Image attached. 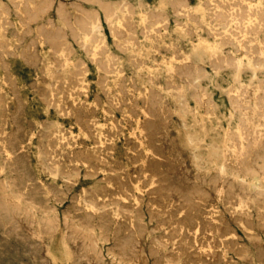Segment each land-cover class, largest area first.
Segmentation results:
<instances>
[{
  "label": "rangeland",
  "instance_id": "obj_1",
  "mask_svg": "<svg viewBox=\"0 0 264 264\" xmlns=\"http://www.w3.org/2000/svg\"><path fill=\"white\" fill-rule=\"evenodd\" d=\"M11 1H13L14 4L10 5ZM16 1L19 5L18 7H17V4H15ZM41 1H42V3H41ZM53 1H54V3H53ZM59 1H62V2H60L62 4V6L60 5V3H58ZM76 1L75 0H52V1L47 0V3H46L45 0H39V1L38 0H32V2H31V0H29V1H27V0H22V1L21 0H0V26H1L0 27V47H1L0 48V50H1V52H0V56H1L0 57V82H1L0 83V97H1V99H0V131L2 132V133L0 132V145H1L0 149L2 151V152L0 151V168H1V170H0V225L1 226L0 227L3 228V230H2V228L0 229L1 230L0 231V246H2V247H0V264H8V263L9 264H36L37 261H38L37 262L38 264H176V263L177 264H186V263L187 264H201V263L202 264H211V263L215 264L214 262H216V261H218V262H216V264H222V263L223 264H249V262H251V264H260V263L264 264V235L262 234V233H264V230H263L264 229V207H263L264 206V174L261 177V179L257 182V187H253V188L248 187L249 182L252 181L249 167H253L255 165L258 167H261L263 165V158H264V127H262L264 125V103H263L264 102V88H263V86H264V83H263L264 82V61H263L264 60V46H263L264 45V42H263L264 41V37H263L264 36V33H263L264 32V24H263V22L264 21L263 20L264 19H262V18H264L263 17L264 16V11H263L264 10V8H263L264 7V0H244V1L243 0H233V1L232 0H221V2L223 1L220 4L221 8L219 7L220 0H216V1L215 0H206V1L205 0H185V1L183 0L184 2L183 1L181 2V0H176L177 2L175 0H167V1L166 0H80V1L76 0ZM115 1L117 2L116 5H114L116 3ZM186 1L188 3L184 4ZM166 2H167V4H166ZM168 2H169V4L171 2V4H170L171 7L169 6ZM225 2H227L226 6H225ZM235 2H236V4L233 5V3H235ZM28 3L31 5H29ZM66 3H67V8H66ZM177 3L181 4V5H179V7L181 6L180 8H177L178 7ZM257 3H258V5H256ZM43 4L45 6H43ZM49 4L51 5V7H49ZM118 4H119V6H118ZM205 4H206V6H204ZM34 5H36V6H34ZM40 5H42V6L40 7ZM199 5H200V7H199ZM207 5L210 7H208ZM212 5H213V7H212ZM230 5H232L233 7ZM241 5H243V6H241ZM249 5H251V6H249ZM22 6H23V8H21ZM24 6L27 7L28 9L29 8L30 9L26 10V8H24ZM125 6H127L128 8L127 7L125 8ZM130 6H132V7H130ZM255 6H257V7H255ZM19 7H20V9H19ZM59 7H60V10L58 9ZM197 7H199V8H197ZM205 7H206V9H205ZM234 7H235V9H234ZM246 7H247V9H246ZM251 7H252L253 11L250 9ZM130 8H131V10H130ZM172 8H174V9L176 8L175 9L176 12ZM244 8H245V11H244ZM13 9H14V11H13ZM23 9L26 10V13ZM36 9H39V12H38V10L36 11ZM190 9H191V11H190ZM208 9H210L209 11H211V10L212 11L209 12ZM213 9H215V10H213ZM221 9H222V11H221ZM127 10H128V12H127ZM150 10L152 11V13H150L151 12ZM225 10H226V12H225ZM28 11H30L29 15H28ZM35 11H36V13H33ZM61 11H63V12H61ZM64 11L67 13V15L64 14L65 13ZM120 11H122V12L120 13ZM187 11L189 13H187ZM216 11L219 12L220 14H218ZM241 11H242V13H240ZM2 12H4L3 13L4 16H3ZM156 12H158V13H156ZM232 12H234V13H232ZM259 12H262L261 14L263 16L261 14H259ZM20 13H21V15H20ZM32 13H33V15H32ZM43 13H45V14H43ZM57 13H59L60 16ZM131 13H133V14H131ZM143 13H145V14H143ZM202 13H203L204 18L202 17ZM206 13H207V15H206ZM209 13L210 14L213 13V14L210 15ZM248 13H250V14H248ZM41 14H43V16H41ZM130 14L133 16H131ZM147 14H149V15H147ZM153 14L161 15V16L158 18ZM163 14H165V15H163ZM36 15L38 17H40V19ZM240 15H241V18L244 20H242L240 18ZM245 15H246V18H245ZM254 15L255 16L257 15V16L255 17ZM259 15H261L262 18L259 19ZM69 16H70V18H69ZM122 16H124L125 18H121ZM197 16H198V18H197ZM29 17L30 18L33 17V18L30 19ZM62 17H64V18H62ZM151 17H152V19H151ZM140 18H142V19H140ZM163 18L165 21L163 20ZM193 18H195V19H193ZM214 18H216L218 20H216V19L214 20ZM226 18H227V21H226ZM26 19L28 21H26ZM154 19H155V22H154ZM189 19L191 22L189 21ZM220 19L223 22H221ZM9 20H10V22H9ZM19 20H21V21H19ZM146 20H148V21L146 22ZM238 20H239V22H238ZM248 20H250V21H248ZM6 21H8V22H6ZM174 21L176 22V24H174ZM177 21H178V23H177ZM197 21L199 23L202 21L203 22L199 24ZM156 22H159V23H156ZM251 22H253L254 25ZM69 23H70V25L68 26ZM127 23L129 25L131 23V25L129 26V25H127ZM154 23H155V25L156 24H162V25L155 26ZM249 23H251V24H249ZM3 24L6 26H4ZM25 24L27 25V27ZM39 24L40 25L42 24V25L40 26ZM208 24L209 25L211 24L210 25L211 28ZM24 25H25V27H24ZM95 25H97L98 28L93 29V27H95ZM166 25H168V26H166ZM180 25L183 27H181ZM193 25H194V27H193ZM200 25H201V28H200ZM127 26H129L130 28H127ZM146 26H148V27H146ZM221 26H223V28H221ZM7 27H8V30H7ZM30 27H33V30ZM140 27L142 28V30ZM162 27H164V28H162ZM251 27L253 29H251ZM256 27H257V31H255ZM40 28H43V29H40ZM59 28L61 29L60 31H59ZM132 28H134L133 30L135 33L133 32ZM182 28L185 32H183ZM227 28H230V31ZM247 28L249 30H247ZM260 28H261V30H260ZM156 29H158V30H156ZM222 29L224 31H222ZM38 30H40V31H38ZM44 30H46V31L44 32ZM47 30H49V33ZM179 30H181V31L179 32ZM186 30L189 34L186 32ZM213 30H214V32H213ZM41 31H43L44 34L41 33ZM155 31H156V33H155ZM176 31H178L179 33ZM191 31L194 32L195 35L192 34ZM217 31L218 32L220 31V33H218ZM9 32H10V34H9ZM24 32H26V33L28 32V33L26 34ZM97 32H99V33H97ZM232 32L233 33L235 32V33L233 34ZM248 32H249L248 35H251V36L247 35ZM254 32H256V33H254ZM39 33H41V34H39ZM114 33H115V35H114ZM211 33H212V36H211ZM221 33H222V35H221ZM35 34H37V35H35ZM51 34H52V36H50ZM60 34H62V35H60ZM21 35H23L25 37H23ZM41 35H43V36H41ZM134 35H135V37H134ZM17 36L19 38H17ZM20 36H21V38H20ZM220 36H223V37L220 38ZM233 36H235V37H233ZM9 37H11V39ZM12 37H13V39H12ZM143 37L145 38V40ZM202 37H203V39H202ZM16 38L19 40L15 41V40H17ZM42 38H44V39H42ZM198 38H201V39H198ZM236 38L239 40H237ZM31 39L32 40L34 39L33 42H31L32 41ZM151 39L154 41V43ZM204 39H205V41H204ZM113 40H114V42H113ZM220 40L223 42H221ZM225 40H227V41L225 42ZM4 41H5V43H4ZM27 41H28V43H27ZM118 41H120V42L118 43ZM170 41H173V42H170ZM197 41H198V44H197ZM218 41H219V43H217ZM246 41H248V42H246ZM176 42H178V43H176ZM204 42H206V43H204ZM235 42H236V44H235ZM68 43L70 44V46L68 45ZM130 43H131V45H130ZM174 43L177 46L179 44L178 49ZM228 43L230 44L229 46H228ZM244 43H246V44H244ZM43 44H45V45H43ZM59 44L62 47H60ZM206 44L207 45L211 44L212 47H211V45H209L210 46L209 47ZM233 44H234V46H233ZM123 45L124 46L126 45V46L124 48H122ZM27 46H28V48H27ZM37 46H38V48H37ZM66 46H67V48H66ZM82 47H83V50H82ZM129 47H131V48H129ZM12 48H14V49H12ZM35 48H36V51H35ZM53 48H54V50H53ZM57 48H59L60 50ZM236 48H237V50H235ZM240 48H241V50H240ZM17 49H19V50H17ZM123 49H125V50H123ZM216 49H217V51H215ZM2 50H3V52H2ZM15 50H16V53H15ZM65 50L66 51L68 50L67 54H66ZM153 50H154V52H153ZM210 50H212V52ZM174 51H175V54H174ZM254 51H255V53H252ZM156 52H158V55H156ZM228 52L229 53L231 52V54H228ZM6 53L9 54L10 56L7 55ZM21 53L25 54V55H23V57H21L22 56ZM35 53L37 55H35ZM140 54H142L141 55L142 58L140 57ZM57 55L60 57L57 58L58 57ZM129 55H131V56H129ZM168 55H170V56H168ZM230 55H232L233 57ZM11 56H13L14 58ZM15 56H17V57H15ZM99 56H100V58H98ZM105 56H107V57H105ZM40 57H41V60H39ZM50 57L53 59H51ZM216 57L217 58L219 57V59H217ZM242 57H243V59H242ZM244 57H245V59H244ZM36 58L38 60H36ZM104 58H106L105 59L106 61L104 60ZM135 58H136V60H135ZM165 58H167V59H165ZM168 58H170V59H168ZM208 58H210V59L208 60ZM223 58L225 59V61L223 60ZM34 59L36 62L34 61ZM247 59L250 61V63ZM152 60H154V61H152ZM212 60H214V61H212ZM220 60H222V61H220ZM128 61H130L132 63H130ZM165 61L168 62L169 65ZM170 61H171V63H170ZM232 61L235 63L237 62V63L234 65V63ZM32 62H33V64H32ZM98 62H99V64H98ZM100 62H101V64H100ZM104 62H106L105 63L106 65L104 64ZM258 62H259V64H258ZM1 63L3 64V66ZM156 63H158V64H156ZM185 64H186L187 69L189 68L188 70H186V68L182 69L183 66L185 67ZM7 65H8V67H7ZM60 65H61V67H59ZM170 65H171V67H170ZM43 66H44V68H43ZM79 66H80L81 70H79L80 69ZM82 66H83V69H82ZM195 66H196V68H195ZM231 66L233 67V69ZM165 67H167V68H165ZM176 67L178 70L176 69ZM109 68L112 70H110ZM254 68H255V70H254ZM100 69H102V70H100ZM148 69H149V71H148ZM174 69H176V70H174ZM121 71H122V73H120ZM137 71L139 72V74ZM165 71H167L168 74ZM175 71L177 72L178 75L175 73ZM8 72H10V74H8ZM46 73H47V76H46ZM68 75H69V78H68ZM156 75H159V76H156ZM179 75H180V77H179ZM7 76H9V77H7ZM171 76H172V78H171ZM199 76H201V77H199ZM41 77L43 78L42 81L40 79ZM49 77H50V79H49ZM52 77L54 78V80L52 79ZM80 77H81V79H80ZM123 77L125 79H123ZM181 77H183V79ZM234 78H237L238 82H240V83H238L237 80ZM62 79H63V81H62ZM232 79L235 81H233ZM250 79H251L252 83H251ZM5 80L7 81V83H5L6 82ZM100 80H101L100 84L102 85V87H101V85H99ZM259 80H261L260 83L258 82ZM30 81H31V83H30ZM44 81H46V82H44ZM179 81H180V83H179ZM105 82L107 85L105 84ZM167 82H169V83H167ZM28 83L31 85H29ZM35 83H36V85H35ZM123 83H124V85H122ZM191 83H192V85H191ZM257 83H259V85ZM8 84L11 86H9ZM68 84L71 88H69ZM71 84H73L72 85L73 88H72ZM118 84L120 85V87L118 86ZM138 84H140V85L143 84V85L140 86ZM169 84H170V86H169ZM14 85H16V86H14ZM172 85L176 86V87H173ZM39 86L40 87L42 86V87L39 88ZM43 86H45V87H43ZM180 86H181V88H180ZM259 86H260V89L257 88ZM100 87H101V89H100ZM106 87H108V88H106ZM129 87H130V89H129ZM168 87H170V88L172 87L173 89L171 88L172 90H170V88H168ZM194 87L196 90L198 88L199 89L194 92V90H195ZM43 88H45V89H43ZM64 88L67 89V91L62 92L65 90ZM10 89L13 90L12 91L13 93L11 92ZM106 89H108V90H106ZM151 89L153 90L154 93L151 92L152 91ZM187 89H189V90H187ZM258 89L261 92H259ZM38 90L39 91L43 90L42 92H40V96H38L39 95ZM52 90H53V92L56 91L57 93L56 92L53 93ZM109 90L111 91V93H109L110 92ZM114 90H115V92H114ZM121 90H123V91H121ZM14 91H17V92H14ZM73 91H75L77 94L75 92L73 93ZM137 91H138V93H137ZM140 91L142 92V94ZM239 91H241V92L239 93ZM255 91H256V93H254ZM81 92H83V94ZM232 92H233V94H231ZM4 93H5V95H4ZM149 93H151V94H149ZM179 93L182 94V96H180ZM208 93H209V95H208ZM244 93H245V95H244ZM17 94H19V95H17ZM56 94L58 96H56L54 98L55 99V102H54V99L52 96L56 95ZM73 95H75V96H73ZM107 95H108V97H107ZM133 95L135 97H133ZM156 95H158V96H156ZM239 95L241 96V98ZM18 96H20L19 99H18ZM127 96H129V97H127ZM139 96H141V97H139ZM146 96L149 97V99ZM151 96H152V98H151ZM40 97H43V98H40ZM20 98H21L22 102H21ZM130 98H131V100H129ZM106 99H107V102H106ZM153 99H156V100H153ZM234 99H235V101H234ZM131 101H133V102L131 103ZM193 101H194V103H193ZM242 101H244L245 104ZM246 101H247V103H246ZM8 102H9V104H8ZM96 102L98 104H95ZM121 102H123V103H121ZM150 102H152L153 105ZM156 102H158V106H156ZM199 102L201 103L200 105H199ZM205 102L207 104H205ZM229 102H231V103H229ZM241 102L243 104H241ZM54 103H55V105H54ZM238 103H239V105H238ZM262 103H263V105H262ZM3 104H4V107H2ZM108 104H110V105H108ZM123 104H124L125 108H124ZM231 104H233V106ZM236 104H237V106H236ZM81 105H83V106H81ZM119 105H121V107ZM138 105H139V107H138ZM151 105H152L153 109L151 108ZM249 105H251V106L249 107ZM21 106L23 107V109L20 110ZM57 106H59V108ZM159 106H160V109H159ZM162 106H164V107H162ZM185 106H187V108ZM242 106H244V107H242ZM8 107H10V108H8ZM92 107H93V109H92ZM7 108L9 111L7 110ZM57 108H58V110H57ZM132 108L134 110H136L138 113L136 111L129 110ZM147 108H148V110H147ZM163 108H165V109L162 110ZM231 108H233V109H231ZM236 108H238V109H236ZM3 109H4V111H2ZM61 109H63L64 112ZM75 109H78L79 111L75 110ZM108 109H110L112 112H110V110H108ZM151 109H152V111H150ZM158 109L160 110V113H159ZM234 109H236V110H234ZM243 109H246V110H243ZM257 109H260V110H257ZM156 111H158V112H156ZM243 111H244V113H243ZM260 111L263 112V114ZM17 112H18V115H17ZM70 112H71V114H70ZM76 112H78V113L76 114ZM117 112L118 113L121 112L120 113L121 116ZM134 112L136 114H133ZM194 112H195V114H194ZM20 113H21V115H20ZM102 113H103V115H102ZM108 113L109 114L111 113V114L109 115ZM230 113H231V115H230ZM78 114L81 115L82 118ZM106 114H108L110 116V119H109V116ZM151 114L153 117L150 118ZM132 115H133V117H132ZM134 115H135V117H134ZM12 116H13V118H12ZM230 116H232V117H230ZM245 116H248V117H245ZM18 117H19V120H18ZM156 118H158V119H156ZM196 118H198V119H196ZM249 118H250V120H248ZM94 119H95V121H94ZM120 119L122 121H120ZM77 120H78V122H77ZM136 120H138L139 122ZM240 120H241V122H240ZM112 121L116 122V123L119 122V123L114 124ZM130 121H132V122H130ZM203 121H204V123H203ZM228 121H229V124H228ZM260 121H261V123H260ZM21 122H23V123L21 124ZM109 122H111V123H109ZM149 122H153V123H149ZM249 122H250V124H249ZM202 123H203V125H202ZM245 123H246V125H245ZM20 124H21V126H20ZM110 124H113V125H111V127H110ZM125 124H127V125H125ZM178 124H179V126H178ZM227 124H228V126H227ZM237 124L239 125V127ZM247 124H248V126H247ZM28 125H31V126H28ZM133 125H134V127H133ZM99 126H100V128H99ZM114 126L117 128H115ZM151 126H152V128H151ZM156 126H160V128H162V129H159V127H158V129H156ZM203 126H204V128H203ZM80 127L81 128L83 127V129H82L83 131L81 130ZM228 127H229V129H228ZM17 128H19V129H17ZM76 128L78 129V131ZM63 129L65 130L64 132H62ZM85 129L88 132H86ZM121 129H122V131H121ZM133 129H134V132H133ZM243 129L245 130V132ZM102 130H104V131H102ZM236 130L238 133L236 132ZM21 131L24 133H21ZM68 131L70 134L68 133ZM96 131L99 134L96 133ZM99 131H101V132H99ZM137 131H139V132H137ZM226 131H227V133H226ZM154 132L156 133V135L154 134ZM139 133H141V134H139ZM19 134H21V136L23 138ZM53 134H54V136H53ZM122 134H123V136H122ZM224 134L226 136H227V134H229V135H228V137H226ZM243 134H244L245 138L242 137ZM246 134H248V135H246ZM14 136H16L17 139L14 140V138H15ZM152 136H154L155 138L150 139V137H152ZM160 136H162V137H160ZM18 137H20V138L18 139ZM51 137H52V139H50ZM58 137H59V139H58ZM98 137H99V139H98ZM125 137H127V138H125ZM247 137H248V139H247ZM54 138L56 141L53 140ZM92 138H94V139H92ZM107 138H109V139H107ZM162 138H163V140H162ZM239 138L241 141L239 140ZM96 139H97V141H96ZM16 140L18 141V143L16 142ZM76 140H77V144H76ZM151 140H152V142H151ZM223 140L226 142H224ZM99 142H100V144H99ZM244 142H245V145H244ZM4 143H6V144H4ZM9 143H12V144H9ZM82 143H84V144H82ZM111 143H113V144H111ZM142 143H143V145H142ZM148 143L150 145L151 144L152 145L150 146ZM262 143H263V145H262ZM155 144H156V146H155ZM232 144L234 145L233 146L234 150L232 149ZM82 145L84 146L83 147L84 149H82ZM104 145H106L107 147ZM108 145H110V147ZM111 145H113V146H111ZM123 145L126 147L124 148ZM153 145H154V147H153ZM222 145H224L225 147H223ZM246 145H248V146L246 147ZM262 146H263V148H262ZM52 147H54V148H52ZM86 147L87 148L89 147L88 148L89 150ZM155 147L156 148L159 147V148L155 149ZM259 147H260V149H259ZM73 148H75V149H73ZM248 148H250V150ZM251 148H252V150H251ZM51 149H53V150H51ZM102 149H103L104 153H102L103 152ZM111 149H113V150H111ZM153 149H154L155 153L153 152ZM5 150H7L9 153ZM164 150H165V152H164ZM230 150H233L234 153H233V151H230ZM242 150L245 151V155H244L243 160L240 161V160H237L238 158L237 157L235 158L234 155L236 156V153H237V156H238ZM254 150H256V151L254 152ZM146 151H149V153H147ZM166 151H168V152H166ZM12 152H15V153H12ZM77 152L79 153V155L76 154ZM87 152L89 153V155ZM152 152L154 154H152ZM158 152H161V153H158ZM248 152H253L254 155L253 154L249 155L251 153H248ZM4 153H6V154H4ZM90 153H92V154H90ZM221 153H222V155H221ZM246 153H247V155H246ZM23 155H25V156H23ZM85 155H87V156H85ZM165 155L167 158L165 157ZM247 156H250V157H247ZM8 158H10V159H8ZM129 158L131 161L129 160ZM168 158H170V159H168ZM226 158H227V160H226ZM115 159H117V160H115ZM148 159H150V160H148ZM17 160H18V162H17ZM24 160H25V163L23 162ZM70 160L72 163H70ZM156 160H158V162H156ZM229 160H230V162H229ZM105 161L107 162V164ZM148 161H150V162H148ZM169 161L171 162V164ZM225 161L226 162L228 161V162L226 163ZM12 162H13V164H12ZM113 162H115V163L113 164ZM159 162H161V163H159ZM164 162L166 165L164 164ZM178 162H179V164H178ZM19 163H20V165H19ZM91 163L93 165H91ZM101 163H102V165H101ZM109 163H110V165H109ZM253 163H255V164H253ZM24 164H26V165H24ZM118 164L119 165L121 164V165L119 166ZM136 164H138V169H137ZM237 164H238V166H237ZM65 165H67V166L65 167ZM105 165L106 166L108 165V166L106 167ZM74 166L76 167L75 169H74ZM153 166L154 167L158 166V167L154 168ZM24 167L26 170H28L27 171L28 174L26 171H24ZM54 167H56V168H54ZM173 167L176 169L175 170L176 174L173 173L174 172ZM180 167L182 169H180ZM102 168H104V169H102ZM127 168H128V171H127ZM159 168H160V170H158ZM169 168H172V169H169ZM99 169H100V172H99ZM147 169H148V171H147ZM241 169H243V170L246 169V171L245 170L243 171ZM20 170H23V171H21L22 173L20 172ZM136 170H137V172H136ZM155 170H158V171H155ZM237 170H238V172H237ZM107 171H109V172H107ZM124 171H125V176L123 173ZM154 171H155V173H154ZM217 171H219V172H217ZM31 172H32V174H29ZM101 172H103V173H101ZM112 172L114 173V176H113ZM25 173H26V175H25ZM242 174L245 176H242ZM110 175L113 177H110ZM136 175H137V177H135ZM103 176H106L104 178L110 177V179L107 178L104 180V178H102ZM171 176H172V178H171ZM125 177H126L127 182L125 181ZM133 177H135V178H133ZM161 177H163V178H161ZM158 178L160 179V181L158 180ZM166 178H167V180H166ZM219 178L223 179L224 187H223L222 195L217 197L216 185H217L218 180L220 181ZM121 179H122V181H121ZM156 180H158V181H156ZM140 181H142V182H140ZM26 182H28V183L26 184ZM44 182H46V184H43ZM166 182L168 183V185ZM72 183H74V184H72ZM106 183H108V184H106ZM122 183H124V185ZM127 183H129V184L127 185ZM143 183H145V184H143ZM152 183H153V185H152ZM67 184H70V185H67ZM156 184H158V185H156ZM46 185H48V186H46ZM63 185H64V187H63ZM237 185L239 188L237 187ZM26 186H27V188H26ZM66 186H68V187H66ZM120 187H121V189H120ZM124 187H126V188H124ZM158 187H160L159 188L160 191L158 190ZM167 187H169V188H167ZM242 187H244V188H242ZM100 188H101V190L99 191ZM116 188H118V189H116ZM136 188L137 189L139 188V189L137 190ZM119 189H120V191H119ZM145 189H147L148 191ZM166 189H168V190L166 191ZM127 190H128V192H127ZM153 190H155V191H153ZM97 191H99V192H97ZM73 192H75V193H73ZM225 192H227V193H225ZM109 193H111L112 195ZM251 193L253 196L255 195L256 197L255 196L253 197L251 195ZM99 194L102 196H98ZM182 194H183V196H181ZM224 194H227V195H224ZM234 195H235L236 199H235ZM244 195H246V196H244ZM92 196H93V198H92ZM156 196H158V197H156ZM149 197H150V199H149ZM174 197H175V199H174ZM252 197L255 199H253ZM257 197L259 200L260 199L261 200L259 201L257 199ZM99 198H103V199H99ZM111 198H112V200H111ZM136 198H138V199L136 200ZM228 198H229V200H228ZM73 199H74V201H73ZM81 199H82V201H81ZM160 199H162V200H160ZM152 200H154V201H152ZM230 200L233 202V204H231ZM165 201L167 202V204L170 207L166 204ZM140 202H142V203L139 204ZM208 202H209V204L207 205ZM212 202H214V203H212ZM226 203H229V204H226ZM183 204H184V206H183ZM88 205H91L93 208L91 206L89 207ZM258 205H259V207H258ZM72 206H73V208H72ZM82 206L84 209L82 208ZM204 206H207V207H204ZM251 206L252 207L254 206L253 207L254 209ZM260 206H261V208H260ZM131 207H132V209H129ZM162 207H164V208H162ZM173 207H175V208H173ZM200 207H201V209H200ZM211 207H212V209H210ZM249 207H251V208H249ZM136 208L142 213H140ZM151 208L152 209L154 208L156 210H160L162 213L160 211H156L154 209L152 211ZM178 209H180V211ZM134 210H136V212ZM170 210H171V212H170ZM187 210H188V212H187ZM243 210H244V212H242ZM245 210L249 211L250 213L249 212L247 213ZM260 210H262V211H260ZM68 211H70L71 213ZM66 212L68 214H66ZM155 212H158V214H156ZM193 212H194V214H193ZM82 213H83V215H82ZM84 213H86V214H84ZM204 213L206 214V216ZM168 214H169V216H168ZM170 214L173 216L175 215V217L170 216ZM201 214L203 217L201 216ZM84 215H85V217L81 218ZM98 215L101 217H99ZM259 215L260 216L263 215L262 216L263 218L260 217ZM65 216H66V218H65ZM77 216H79V217H77ZM120 216H122V217H120ZM160 216L163 217V220H162V217L160 218ZM124 217H125V219H123ZM96 218H97V220H96ZM255 218H257V219L255 220ZM79 219H81V220H79ZM200 219H202V220H200ZM184 220L187 221L188 223L186 224V222H184ZM213 220H214V222H212ZM120 221H121V223L119 224ZM168 221L171 222L170 226H169ZM176 221H177V223H176ZM205 221H207V224H203V223H206ZM259 221H261V223H259ZM97 223H99V224L97 225ZM133 223H134V225H132ZM213 223H214V225H213ZM237 223H239V224H237ZM5 224H7V226ZM181 224L184 226H181ZM258 224H259V226H258ZM3 225L5 227H3ZM191 225H193V226H191ZM87 226H88V228H87ZM117 226H118V228H117ZM168 226H169V228H167ZM247 226L249 227V230H248ZM137 227H138V229H137ZM197 227L199 228V231L196 233L195 229ZM212 228H213V230H212ZM221 228H223L222 229L223 231L221 230ZM170 229H172V230H170ZM184 229H186V230H184ZM188 229H189V231H188ZM202 229H204V230H202ZM258 229H259V231H258ZM121 230H123V231H121ZM177 230H178V232H177ZM229 230L232 234L227 233V232H229ZM262 230H263V232H262ZM6 231H7V233H6ZM184 231H186V232H184ZM221 231L225 232L226 235H224V237L218 238L217 234H218V232H221ZM18 232H19V234H18ZM179 232L181 233V235ZM200 232H202V233H200ZM8 233L9 234L11 233V234L9 235ZM105 233L107 235H105ZM5 234H6V236H5ZM46 234H47V236H45ZM50 234L52 235V237L50 236ZM163 234L166 236H164ZM13 235H15V237ZM124 235L126 236L127 239L126 238L124 239V237H125ZM176 235H178V236H176ZM205 235H207V236H205ZM233 235L236 238V240L233 237ZM118 236H119L120 240H119ZM12 237H14V238L12 239ZM167 237H169V238H167ZM238 238H240V239H238ZM136 239H137V241H136ZM215 239H216V241H215ZM230 239H233V240L230 241ZM121 241L122 242L124 241V242L122 243ZM134 241H135V243H134ZM185 241H186V244H185ZM150 242L152 243L153 246L151 245ZM177 242L180 244H178ZM203 242H204V244H203ZM210 242H211V244H210ZM125 243H127V245ZM254 243H255V245H254ZM158 244L161 245L163 248L159 247ZM177 245H179V246H177ZM10 246H12V247H10ZM111 246H112V248H111ZM115 246H117V247H115ZM129 246L132 248H130ZM180 246H182V247H180ZM213 246L214 247L216 246V247L214 248ZM121 247H122V249H121ZM126 247H128V248H126ZM134 247H135V249H134ZM208 247L210 249H208ZM184 248H186V249L184 250ZM188 248H190V249H188ZM255 248H256V250H255ZM127 249L129 252L127 251ZM173 249H175L177 252ZM180 249L182 251H180ZM214 249H216L217 251H220V253H218L216 250L214 251ZM8 250H9V252H8ZM131 251L133 253H131ZM187 251H188V253H187ZM196 252H198V253H196ZM118 253H119V256H118ZM120 253H121V256H120ZM164 253H165V255H164ZM176 254L178 255L177 257H176ZM207 254H208V256H207ZM222 254L224 255V257L222 256ZM34 256H36L37 258ZM214 256H216V257H214ZM167 257H169V258H167ZM170 257H171V259H170ZM127 258H129L130 261ZM202 258L205 259V261ZM215 258H216V260H215ZM125 259H127V260H125ZM135 259H136V261H135ZM229 260L231 261V263L229 262ZM5 261H7V262H5Z\"/></svg>",
  "mask_w": 264,
  "mask_h": 264
},
{
  "label": "bare ground",
  "instance_id": "obj_2",
  "mask_svg": "<svg viewBox=\"0 0 264 264\" xmlns=\"http://www.w3.org/2000/svg\"><path fill=\"white\" fill-rule=\"evenodd\" d=\"M21 1H22V0H21ZM27 1H29V0H27ZM38 1H39V0H38ZM45 1H46V3H47V0H45ZM51 1H52V0H51ZM75 1H76V0H75ZM79 1H80V0H79ZM166 1H167V0H166ZM175 1H176V0H175ZM182 1H183V0H181V2H182ZM184 1H185V0H184ZM184 1H183V2H184ZM205 1H206V0H205ZM215 1H216V0H215ZM232 1H233V0H232ZM232 1H231V2H232ZM243 1H244V0H243ZM1 2H2V1H1ZM8 2H9V1H8ZM18 2H19V1H18ZM31 2H32V0H31ZM43 2H44V1H43ZM49 2H50V1H49ZM60 2H62V1H59L58 3H60ZM71 2H72V1H71ZM76 2H77V1H76ZM82 2H83V1H82ZM115 2H116V1H115ZM121 2H122V1H121ZM171 2H172V1H171ZM171 2H170V4H171ZM176 2H177V1H176ZM181 2H180V3H181ZM198 2H199V1H198ZM222 2H223V1H222ZM222 2H221V0H220V3L218 2L220 8H221V5H220V4H221ZM229 2H230V1H229ZM236 2H237V1H236ZM236 2L233 3V5L236 4ZM238 2H239V1H238ZM241 2H242V1H241ZM2 3H3V2H2ZM37 3H38V2H37ZM37 3H36V4H37ZM41 3H42V1H41ZM53 3H54V1H53ZM72 3H73V2H72ZM77 3H78V2H77ZM84 3H85V2H84ZM186 3H188V2L186 1L184 4H186ZM204 3H205V2H204ZM215 3H216V2H215ZM226 3H227V2H225V6H226ZM244 3H245V2H244ZM12 4H14L13 1H11V4H10V5H12ZM15 4H17V7L19 6L18 3H17V1H16ZM26 4H27V3H26ZM28 4H29V3H28ZM39 4H40V3H39ZM79 4H80V3H79ZM116 4H117V2H116L114 5H116ZM146 4H147V3H146ZM166 4H167V2H166ZM168 4H169V2H168ZM170 4H169V6H170ZM177 4H178V3H177ZM181 4H182V3H181ZM181 4H178V7H177V6H176V7H177V8H180L181 6L179 7V5H181ZM184 4H183V5H184ZM213 4H214V3H213ZM250 4H251V3H250ZM4 5H5V4H4ZM20 5H21V4H20ZM23 5H24V4H23ZM29 5H31V4H29ZM60 5L62 6L61 3H60ZM72 5H73V4H72ZM76 5H77V4H76ZM125 5H126V4H125ZM139 5H140V4H139ZM227 5H228V4H227ZM238 5H239V4H238ZM238 5H237V6H238ZM251 5H252V4H251ZM251 5H249V6H251ZM256 5H258V3H257ZM14 6H15V5H14ZM34 6H36V5H34ZM34 6H33V7H34ZM41 6H42V5H40V7H41ZM43 6H45V5L43 4ZM47 6H48V5H47ZM118 6H119V4H118ZM161 6H162V5H161ZM163 6H164V5H163ZM185 6H186V5H185ZM187 6H188V5H187ZM204 6H206V4H205ZM207 6H208V5H207ZM230 6H232V5H230ZM230 6H229V7H230ZM241 6H243V5H241ZM246 6H247V5H246ZM6 7H7V6H6ZM28 7H29V6H28ZM38 7H39V6H38ZM40 7H39V8H40ZM49 7H51L50 4H49ZM122 7H123V6H122ZM126 7H127V6H125V8H126ZM130 7H132V6H130ZM170 7H171V6H170ZM199 7H200V5H199ZM199 7H197V8H199ZM208 7H210V6H208ZM212 7H213V5H212ZM232 7H233V6H232ZM235 7H236V6H235ZM235 7H234V9H235ZM252 7H253V6H252ZM252 7L250 8L251 10H252ZM255 7H257V6H255ZM21 8H23V6H22ZM24 8H26V10L28 9V8L25 7V6H24ZM56 8H57V7H56ZM66 8H67V3H66ZM127 8H128V7H127ZM159 8H160V7H159ZM164 8H165V7H164ZM225 8H226V7H225ZM227 8H228V7H227ZM230 8H231V7H230ZM238 8H239V7H238ZM240 8H241V7H240ZM242 8H243V7H242ZM263 8H264V7H263ZM8 9H9V8H8ZM19 9H20V7H19ZM29 9H30V8H29ZM29 9H28V10H29ZM33 9H34V8H33ZM58 9L60 10V7H59ZM58 9H57V10H58ZM71 9H72V8H71ZM118 9H119V8H118ZM132 9H133V8H132ZM172 9H174V8H172ZM175 9H176V8H175ZM175 9H174V10H175ZM191 9H192V8H191ZM191 9H190V11H191ZM195 9H196V8H195ZM205 9H206V7H205ZM211 9H212V8H211ZM231 9H232V8H231ZM236 9H237V8H236ZM246 9H247V7H246ZM257 9H258V8H257ZM257 9H256V10H257ZM261 9H262V8H261ZM4 10H5V9H4ZM23 10H24V9H23ZM23 10H22V11H23ZM26 10H24L25 13H26ZM37 10H38V12H39V9H36V11H37ZM47 10H48V9H47ZM72 10H73V9H72ZM119 10H120V9H119ZM122 10H123V9H122ZM124 10H125V9H124ZM130 10H131V8H130ZM178 10H179V9H178ZM178 10H177V11H178ZM184 10H185V9H184ZM201 10H202V9H201ZM209 10H210V9H208V11H209ZM213 10H215V9H213ZM229 10H230V9H229ZM229 10H228V11H229ZM262 10H263V9H262ZM1 11H2V10H1ZM13 11H14V9H13ZM32 11H33V10H32ZM36 11L33 12V13H36ZM65 11H66V10H65ZM65 11H64V12H65ZM150 11H151V10H150ZM150 11H149V12H150ZM180 11H181V10H180ZM194 11H195V10H194ZM202 11H203V10H202ZM205 11H206V10H205ZM211 11H212V10H211ZM211 11H209V12H211ZM221 11H222V9H221ZM221 11H220V12H221ZM228 11H227V12H228ZM230 11H231V10H230ZM244 11H245V8H244ZM252 11H253V10H252ZM263 11H264V10H263ZM29 12H30V11H28V15H29ZM40 12H41V11H40ZM42 12H43V11H42ZM61 12H63V11H61ZM105 12H106V11H105ZM121 12H122V11H120V13H121ZM127 12H128V10H127ZM129 12H130V11H129ZM131 12H132V11H131ZM147 12H148V11H147ZM175 12H176V10H175ZM175 12H174V13H175ZM216 12H217V11H216ZM223 12H224V11H223ZM225 12H226V10H225ZM237 12H238V11H237ZM246 12H247V11H246ZM3 13H4V12H2V14H3ZM5 13H6V12H5ZM33 13H32V15H33ZM47 13H48V12H47ZM47 13H46V14H47ZM80 13H81V12H80ZM100 13H101V12H100ZM108 13H109V12H108ZM150 13H152V11H151ZM156 13H158V12H156ZM187 13H189V12L187 11ZM200 13H201V12H200ZM217 13L220 14L219 12H217ZM217 13H216V14H217ZM232 13H234V12H232ZM240 13H242V11H241ZM255 13H256V12H255ZM257 13H258V12H257ZM261 13H262V12H259V14H261ZM8 14H9V13H8ZM8 14H7V15H8ZM10 14H11V13H10ZM15 14H16V13H15ZM43 14H45V13H43ZM43 14H41V16H43ZM57 14H59V13H57ZM64 14L67 15L66 12H65ZM82 14H83V13H82ZM109 14H110V13H109ZM114 14H115V13H114ZM114 14H113V15H114ZM118 14H119V13H118ZM122 14H123V13H122ZM125 14H126V13H125ZM125 14H124V15H125ZM127 14H128V13H127ZM131 14H133V13H131ZM131 14H130V15H131ZM143 14H145V13H143ZM191 14H192V13H191ZM204 14H205V13H204ZM209 14H210V13H209ZM211 14H213V13H211ZM211 14H210V15H211ZM214 14H215V13H214ZM243 14H244V13H243ZM248 14H250V13H248ZM253 14H254V13H253ZM20 15H21V13H20ZM75 15H76V14H75ZM107 15H108V14H107ZM120 15H121V14H120ZM147 15H149V14H147ZM150 15H151V14H150ZM153 15H155V14H153ZM163 15H165V14H163ZM177 15H178V14H177ZM183 15H184V14H183ZM188 15H189V14H188ZM200 15H201V14H200ZM206 15H207V13H206ZM206 15H205V16H206ZM223 15H224V14H223ZM226 15H227V14H226ZM238 15H239V14H238ZM238 15H237V16H238ZM261 15H262V14H261ZM261 15H259V19L262 18L263 15H262V16H261ZM1 16H2V15H1ZM3 16H4V14H3ZM36 16H37V15H36ZM57 16H58V15H57ZM59 16H60V14H59ZM62 16H63V15H62ZM79 16H80V15H79ZM131 16H133V15H131ZM140 16H141V15H140ZM155 16L159 18L161 15H155ZM155 16H154V17H155ZM208 16H209V15H208ZM218 16H219V15H218ZM235 16H236V15H235ZM242 16H243V15H242ZM252 16H253V15H252ZM254 16H255V15H254ZM256 16H257V15H256ZM256 16H255V17H256ZM260 16H261V17H260ZM37 17H38V16H37ZM141 17H142V16H141ZM191 17H192V16H191ZM195 17H196V16H195ZM202 17H203V13H202ZM228 17H229V16H228ZM230 17H231V16H230ZM243 17H244V16H243ZM263 17H264V16H263ZM3 18H4V17H3ZM21 18H22V17H21ZM29 18H30V17H29ZM31 18H33V17H31ZM31 18H30V19H31ZM38 18L40 19V17H38ZM62 18H64V17H62ZM67 18H68V17H67ZM69 18H70V16H69ZM72 18H73V17H72ZM72 18H71V19H72ZM121 18H125V17L122 16ZM121 18H120V19H121ZM145 18H146V17H145ZM165 18H166V17H165ZM197 18H198V16H197ZM203 18H204V17H203ZM240 18H241V15H240ZM245 18H246V15H245ZM7 19H8V18H7ZM18 19H19V18H18ZM27 19H28V18H27ZM27 19H26V21H28ZM140 19H142V18H140ZM148 19H149V18H148ZM151 19H152V17H151ZM186 19H187V18H186ZM193 19H195V18H193ZM215 19H216V18H214V20H215ZM233 19H234V18H233ZM237 19H238V18H237ZM241 19H242V18H241ZM252 19H253V18H252ZM252 19H251V20H252ZM262 19H264V18H262ZM22 20H23V19H22ZM51 20H52V19H51ZM73 20H74V19H73ZM106 20H107V19H106ZM110 20H111V19H110ZM125 20H126V19H125ZM131 20H132V19H131ZM160 20H161V19H160ZM163 20H164V18H163ZM163 20H162V21H163ZM184 20H185V19H184ZM191 20H192V19H191ZM203 20H204V19H203ZM214 20H213V21H214ZM216 20H218V19H216ZM220 20H221V19H220ZM242 20H244V19H242ZM246 20H247V19H246ZM1 21H2V20H1ZM11 21H12V20H11ZM19 21H21V20H19ZM107 21H108V20H107ZM107 21H106V22H107ZM117 21H118V20H117ZM129 21H130V20H129ZM132 21H133V20H132ZM147 21H148V20H146V22H147ZM164 21H165V20H164ZM187 21H188V20H187ZM189 21H190V19H189ZM209 21H210V20H209ZM226 21H227V18H226ZM229 21H230V20H229ZM231 21H232V20H231ZM248 21H250V20H248ZM248 21H247V22H248ZM253 21H254V20H253ZM256 21H257V20H256ZM261 21H262V20H261ZM263 21H264V20H263ZM6 22H8V21H6ZM9 22H10V20H9ZM29 22H30V21H29ZM32 22H33V21H32ZM52 22H53V21H52ZM63 22H64V21H63ZM103 22H104V21H103ZM140 22H141V21H140ZM149 22H150V21H149ZM154 22H155V19H154ZM159 22H160V21H159ZM159 22H156V23H159ZM190 22H191V21H190ZM197 22H198V21H197ZM197 22H196V23H197ZM202 22H203V21H202ZM202 22H200V23H202ZM205 22H206V21H205ZM210 22H211V21H210ZM221 22H223V21L221 20ZM234 22H235V21H234ZM238 22H239V20H238ZM3 23H4V22H3ZM25 23H26V22H25ZM115 23H116V22H115ZM120 23H121V22H120ZM122 23H123V22H122ZM151 23H152V22H151ZM161 23H162V22H161ZM177 23H178V21H177ZM180 23H181V22H180ZM196 23H195V24H196ZM198 23H199V22H198ZM198 23H197V24H198ZM200 23H199V24H200ZM219 23H220V22H219ZM240 23H241V22H240ZM251 23L253 24V22H251ZM251 23H249V24H251ZM5 24H6V23H5ZM21 24H22V23H21ZM52 24H53V23H52ZM138 24H139V23H138ZM146 24H147V23H146ZM174 24H176L175 21H174ZM190 24H191V23H190ZM195 24H194V25H195ZM204 24H205V23H204ZM221 24H222V23H221ZM230 24H231V23H230ZM230 24H229V25H230ZM235 24H236V23H235ZM257 24H258V23H257ZM263 24H264V22H263ZM3 25H4V24H3ZM3 25H2V26H3ZM11 25H12V24H11ZM25 25H26V24H25ZM25 25H24V27H25ZM39 25H40V24H39ZM41 25H42V24H41ZM41 25H40V26H41ZM69 25H70V23L68 24V26H69ZM72 25H73V24H72ZM123 25H124V24H123ZM127 25H129V24L127 23ZM130 25H131V23H130ZM130 25H129V26H130ZM152 25H153V24H152ZM154 25H155V23H154ZM158 25L160 26V25H162V24H156L155 26H158ZM194 25H193V27H194ZM208 25H209V24H208ZM210 25H211V24H210ZM210 25H209V26H210ZM226 25H227V24H226ZM243 25H244V24H243ZM253 25H254V24H253ZM258 25H259V24H258ZM258 25H257V26H258ZM4 26H6V25H4ZM18 26H19V25H18ZM125 26H126V25H125ZM129 26H127V28H130ZM148 26H149V25H148ZM148 26H146V27H148ZM166 26H168V25H166ZM166 26H165V27H166ZM176 26H177V25H176ZM180 26H181V25H180ZM196 26H197V25H196ZM215 26H216V25H215ZM223 26H224V25H223ZM223 26H221V28H223ZM239 26H240V25H239ZM0 27H1V26H0ZM11 27H12V26H11ZM26 27H27V25H26ZM44 27H45V26H44ZM46 27H47V26H46ZM121 27H122V26H121ZM181 27H183V26H181ZM202 27H203V26H202ZM229 27H230V26H229ZM235 27H236V26H235ZM242 27H243V26H242ZM253 27H254V26H253ZM261 27H262V26H261ZM21 28H22V27H21ZM30 28H32V30H33V27H30ZM38 28H39V27H38ZM48 28H49V27H48ZM54 28H55V27H54ZM61 28H62V27H61ZM96 28H98L97 25H95V27H93V29H96ZM116 28H117V27H116ZM140 28H141V27H140ZM162 28H164V27H162ZM190 28H191V27H190ZM200 28H201V25H200ZM208 28H209V27H208ZM210 28H211V26H210ZM237 28H238V27H237ZM262 28H263V27H262ZM14 29H15V28H14ZM34 29H35V28H34ZM40 29H43V28H40ZM55 29H56V28H55ZM133 29H134V28H132V30H133ZM191 29H192V28H191ZM202 29H203V28H202ZM227 29H229V31H230V28H227ZM235 29H236V28H235ZM251 29H253V28L251 27ZM251 29H250V30H251ZM7 30H8V27H7ZM28 30H29V29H28ZM28 30H27V31H28ZM32 30H31V31H32ZM60 30H61V29L59 28V31H60ZM121 30H122V29H121ZM132 30H131V31H132ZM141 30H142V28H141ZM149 30H150V29H149ZM156 30H158V29H156ZM161 30H162V29H161ZM164 30H165V29H164ZM182 30H183V28H182ZM189 30H190V29H189ZM193 30H194V29H193ZM205 30H206V29H205ZM217 30H218V29H217ZM237 30H238V29H237ZM244 30H245V29H244ZM247 30H249V29L247 28ZM260 30H261V28H260ZM3 31H4V30H3ZM19 31H20V30H19ZM34 31H35V30H34ZM38 31H40V30H38ZM45 31H46V30H44V32H45ZM47 31H48V33H49V30H47ZM117 31H118V30H117ZM126 31H127V30H126ZM126 31H125V32H126ZM165 31H166V30H165ZM180 31H181V30H179V32H180ZM202 31H203V30H202ZM202 31H201V32H202ZM208 31H209V30H208ZM222 31H224V30L222 29ZM227 31H228V30H227ZM253 31H254V30H253ZM253 31H252V32H253ZM255 31H257V27H256ZM22 32H23V31H22ZM56 32H57V31H56ZM110 32H111V31H110ZM127 32H128V31H127ZM133 32H134V30H133ZM144 32H145V31H144ZM176 32H178V31H176ZM179 32H178V33H179ZM183 32H185V31L183 30ZM186 32H187V30H186ZM191 32H192V31H191ZM197 32H198V31H197ZM213 32H214V30H213ZM217 32H218V31H217ZM241 32H242V31H241ZM12 33H13V32H12ZM24 33H26V32H24ZM27 33H28V32H27ZM27 33H26V34H27ZM41 33H43V31H41ZM41 33H39V34H41ZM46 33H47V32H46ZM97 33H99V32H97ZM134 33H135V32H134ZM137 33H138V32H137ZM145 33H146V32H145ZM155 33H156V31H155ZM187 33H188V32H187ZM218 33H220V31H219ZM230 33H231V32H230ZM232 33H233V32H232ZM234 33H235V32H234ZM234 33H233V34H234ZM250 33H251V32H250ZM254 33H256V32H254ZM263 33H264V32H263ZM4 34H5V33H4ZM9 34H10V32H9ZM16 34H17V33H16ZM21 34H22V33H21ZM43 34H44V33H43ZM139 34H140V33H139ZM141 34H142V33H141ZM188 34H189V33H188ZM190 34H191V33H190ZM192 34H194V32H192ZM197 34H198V33H197ZM197 34H196V35H197ZM206 34H207V33H206ZM215 34H216V33H215ZM236 34H237V33H236ZM248 34H249V32L247 33V35H248ZM258 34H259V33H258ZM14 35H15V34H14ZM35 35H37V34H35ZM47 35H48V34H47ZM60 35H62V34H60ZM114 35H115V33H114ZM118 35H119V34H118ZM185 35H186V34H185ZM194 35H195V34H194ZM213 35H214V34H213ZM219 35H220V34H219ZM221 35H222V33H221ZM247 35H246V36H247ZM254 35H255V34H254ZM21 36H23V35H21ZM21 36H20V38H21ZM41 36H43V35H41ZM50 36H52V34H51ZM112 36H113V35H112ZM112 36H111V37H112ZM116 36H117V35H116ZM132 36H133V35H132ZM211 36H212V33H211ZM216 36H217V35H216ZM237 36H238V35H237ZM248 36H251V35H248ZM258 36H259V35H258ZM5 37H6V36H5ZM23 37H25V36H23ZM37 37H38V36H37ZM119 37H120V36H119ZM126 37H127V36H126ZM134 37H135V35H134ZM175 37H176V36H175ZM189 37H190V36H189ZM207 37H208V36H207ZM221 37H223V36H220V38H221ZM233 37H235V36H233ZM254 37H255V36H254ZM256 37H257V36H256ZM263 37H264V36H263ZM9 38L11 39V37H9ZM17 38H19V37L17 36ZM17 38H16V39H17ZM130 38H131V37H130ZM141 38H142V37H141ZM143 38H144V37H143ZM218 38H219V37H218ZM226 38H227V37H226ZM238 38H239V37H238ZM243 38H244V37H243ZM243 38H242V39H243ZM12 39H13V37H12ZM42 39H44V38H42ZM123 39H124V38H123ZM123 39H122V40H123ZM131 39H132V38H131ZM198 39H201V38H198ZM202 39H203V37H202ZM213 39H214V38H213ZM227 39H228V38H227ZM236 39H237V38H236ZM242 39H241V40H242ZM18 40H19V39L15 40V41H18ZM31 40H32V39H31ZM33 40H34V39H33ZM33 40H32L31 42H33ZM78 40H79V39H78ZM78 40H77V41H78ZM114 40H115V39H114ZM114 40H113V42H114ZM119 40H120V39H119ZM122 40H121V41H122ZM132 40H133V39H132ZM144 40H145V38H144ZM148 40H149V39H148ZM151 40H152V39H151ZM175 40H176V39H175ZM195 40H196V39H195ZM223 40H224V39H223ZM228 40H229V39H228ZM237 40H239V39H237ZM258 40H259V39H258ZM2 41H3V40H2ZM13 41H14V40H13ZM20 41H21V40H20ZM22 41H23V40H22ZM38 41H39V40H38ZM126 41H127V40H126ZM146 41H147V40H146ZM152 41H153V40H152ZM204 41H205V39H204ZM220 41H221V40H220ZM226 41H227V40H225V42H226ZM255 41H256V40H255ZM29 42H30V41H29ZM68 42H69V41H68ZM73 42H74V41H73ZM113 42H112V43H113ZM119 42H120V41H118V43H119ZM170 42H173V41H170ZM213 42H214V41H213ZM221 42H223V41H221ZM229 42H230V41H229ZM232 42H233V41H232ZM244 42H245V41H244ZM246 42H248V41H246ZM256 42H257V41H256ZM263 42H264V41H263ZM2 43H3V42H2ZM4 43H5V41H4ZM27 43H28V41H27ZM78 43H79V42H78ZM95 43H96V42H95ZM112 43H111V44H112ZM121 43H122V42H121ZM124 43H125V42H124ZM124 43H123V44H124ZM132 43H133V42H132ZM148 43H149V42H148ZM153 43H154V41H153ZM176 43H178V42H176ZM189 43H190V42H189ZM200 43H201V42H200ZM204 43H206V42H204ZM207 43H208V42H207ZM217 43H219V41H218ZM217 43H216V44H217ZM258 43H259V42H258ZM32 44H33V43H32ZM93 44H94V43H93ZM116 44H117V43H116ZM125 44H126V43H125ZM151 44H152V43H151ZM172 44H173V43H172ZM174 44H175V43H174ZM197 44H198V41H197ZM235 44H236V42H235ZM244 44H246V43H244ZM253 44H254V43H253ZM255 44H256V43H255ZM14 45H15V44H14ZM35 45H36V44H35ZM43 45H45V44H43ZM61 45H62V44H61ZM63 45H64V44H63ZM68 45L70 46L69 43H68ZM99 45H100V44H99ZM120 45H121V44H120ZM130 45H131V43H130ZM152 45H153V44H152ZM158 45H159V44H158ZM167 45H168V44H167ZM175 45H176V44H175ZM175 45H174V46H175ZM206 45H207V44H206ZM209 45H211V44H209ZM209 45H207V46H209ZM229 45H230V44L228 43V46H229ZM240 45H241V44H240ZM247 45H248V44H247ZM20 46H21V45H20ZM28 46H29V45H28ZM28 46H27V48H28ZM30 46H31V45H30ZM33 46H34V45H33ZM55 46H56V45H55ZM59 46H60V44H59ZM64 46H65V45H64ZM96 46H97V45H96ZM125 46H126V45H125ZM125 46L123 45L122 48H124ZM172 46H173V45H172ZM176 46H177V45H176ZM178 46H179V44H178ZM178 46H177V49H178ZM194 46H195V45H194ZM198 46H199V45H198ZM233 46H234V44H233ZM237 46H238V45H237ZM248 46H249V45H248ZM263 46H264V45H263ZM56 47H57V46H56ZM60 47H62V46H60ZM148 47H149V46H148ZM151 47H152V46H151ZM209 47H210V46H209ZM211 47H212V45H211ZM218 47H219V46H218ZM225 47H226V46H225ZM230 47H231V46H230ZM249 47H250V46H249ZM257 47H258V46H257ZM257 47H256V48H257ZM0 48H1V47H0ZM29 48H30V47H29ZM37 48H38V46H37ZM64 48H65V47H64ZM66 48H67V46H66ZM104 48H105V47H104ZM126 48H127V47H126ZM126 48H125V49H126ZM129 48H131V47H129ZM133 48H134V47H133ZM149 48H150V47H149ZM198 48H199V47H198ZM216 48H217V47H216ZM241 48H242V47H241ZM241 48H240V50H241ZM256 48H255V49H256ZM12 49H14V48H12ZM57 49H59V48H57ZM91 49H92V48H91ZM98 49H99V48H98ZM125 49H123V50H125ZM127 49H128V48H127ZM192 49H193V48H192ZM208 49H209V48H208ZM219 49H220V48H219ZM222 49H223V48H222ZM243 49H244V48H243ZM246 49H247V48H246ZM250 49H251V48H250ZM253 49H254V48H253ZM7 50H8V49H7ZM17 50H19V49H17ZM43 50H44V49H43ZM53 50H54V48H53ZM59 50H60V49H59ZM82 50H83V47H82ZM82 50H81V51H82ZM146 50H147V49H146ZM159 50H160V49H159ZM175 50H176V49H175ZM235 50H237V48H236ZM247 50H248V49H247ZM22 51H23V50H22ZM35 51H36V48H35ZM37 51H38V50H37ZM57 51H58V50H57ZM57 51H56V52H57ZM65 51H66V50H65ZM162 51H163V50H162ZM164 51H165V50H164ZM170 51H171V50H170ZM193 51H194V50H193ZM210 51L212 52V50H210ZM215 51H217V49H216ZM220 51H221V50H220ZM243 51H244V50H243ZM258 51H259V50H258ZM0 52H1V50H0ZM2 52H3V50H2ZM6 52H7V51H6ZM67 52H68V50L66 51V54H67ZM107 52H108V51H107ZM145 52H146V51H145ZM153 52H154V50H153ZM178 52H179V51H178ZM226 52H227V51H226ZM236 52H237V51H236ZM244 52H245V51H244ZM15 53H16V50H15ZM36 53H37V52H36ZM36 53H35V55H37ZM58 53H59V52H58ZM60 53H61V52H60ZM92 53H93V52H92ZM233 53H234V52H233ZM252 53H255V51L252 52ZM1 54H2V53H1ZM6 54H7V53H6ZM17 54H18V53H17ZM21 54H22V53H21ZM109 54H110V53H109ZM165 54H166V53H165ZM165 54H164V55H165ZM174 54H175V51H174ZM208 54H209V53H208ZM216 54H217V53H216ZM228 54H231V52H230V53L228 52ZM248 54H249V53H248ZM4 55H5V54H4ZM7 55H9V54H7ZM23 55H25V54H22L21 57H23ZM27 55H28V54H27ZM38 55H39V54H38ZM55 55H56V54H55ZM106 55H107V54H106ZM141 55H142V54H140V57H141ZM156 55H158V52H156ZM166 55H167V54H166ZM188 55H189V54H188ZM217 55H218V54H217ZM233 55H234V54H233ZM236 55H237V54H236ZM251 55H252V54H251ZM251 55H250V56H251ZM2 56H3V55H2ZM9 56H10V55H9ZM13 56H14V55H13ZM13 56H11V57H13ZM57 56H58V55H57ZM64 56H65V55H64ZM97 56H98V55H97ZM129 56H131V55H129ZM147 56H148V55H147ZM168 56H170V55H168ZM168 56H167V57H168ZM178 56H179V55H178ZM189 56H190V55H189ZM221 56H222V55H221ZM228 56H229V55H228ZM230 56H232V55H230ZM234 56H235V55H234ZM241 56H242V55H241ZM248 56H249V55H248ZM0 57H1V56H0ZM15 57H17V56H15ZM37 57H38V56H37ZM59 57H60V56H58L57 58H59ZM105 57H107V56H105ZM133 57H134V56H133ZM137 57H138V56H137ZM162 57H163V56H162ZM186 57H187V56H186ZM232 57H233V56H232ZM255 57H256V56H255ZM13 58H14V57H13ZM50 58H51V57H50ZM55 58H56V57H55ZM94 58H95V57H94ZM94 58H93V59H94ZM98 58H100V56H99ZM131 58H132V57H131ZM141 58H142V57H141ZM141 58H140V59H141ZM216 58H217V57H216ZM224 58H225V57H224ZM224 58H223V60L225 61ZM226 58H227V57H226ZM253 58H254V57H253ZM25 59H26V58H25ZM28 59H29V58H28ZM32 59H33V58H32ZM51 59H53V58H51ZM105 59H106V58H104V60H105ZM153 59H154V58H153ZM158 59H159V58H158ZM165 59H167V58H165ZM168 59H170V58H168ZM209 59H210V58H208V60H209ZM217 59H219V57H218ZM220 59H221V58H220ZM236 59H237V58H236ZM242 59H243V57H242ZM244 59H245V57H244ZM5 60H6V59H5ZM36 60H38V59L36 58ZM39 60H41V57L39 58ZM55 60H56V59H55ZM74 60H75V59H74ZM101 60H102V59H101ZM117 60H118V59H117ZM135 60H136V58H135ZM239 60H240V59H239ZM247 60H248V59H247ZM253 60H254V59H253ZM261 60H262V59H261ZM34 61H35V59H34ZM60 61H61V60H60ZM105 61H106V60H105ZM107 61H108V60H107ZM109 61H110V60H109ZM130 61H131V60H130ZM130 61H128V62H130ZM139 61H140V60H139ZM142 61H143V60H142ZM152 61H154V60H152ZM155 61H156V60H155ZM158 61H159V60H158ZM176 61H177V60H176ZM178 61H179V60H178ZM180 61H181V60H180ZM212 61H214V60H212ZM217 61H218V60H217ZM220 61H222V60H220ZM248 61H249V60H248ZM263 61H264V60H263ZM26 62H27V61H26ZM35 62H36V61H35ZM45 62H46V61H45ZM73 62H74V61H73ZM116 62H117V61H116ZM116 62H115V63H116ZM165 62H166V61H165ZM174 62H175V61H174ZM174 62H173V63H174ZM186 62H187V61H186ZM232 62H233V61H232ZM246 62H247V61H246ZM251 62H252V61H251ZM3 63H4V62H3ZM6 63H7V62H6ZM27 63H28V62H27ZM27 63H26V64H27ZM74 63H75V62H74ZM94 63H95V62H94ZM105 63H106V62H104V64H105ZM113 63H114V62H113ZM130 63H132V62H130ZM140 63H141V62H140ZM142 63H143V62H142ZM159 63H160V62H159ZM166 63L168 64V62H166ZM170 63H171V61H170ZM176 63H177V62H176ZM233 63H234V65H235L237 62H236V63L233 62ZM242 63H243V62H242ZM249 63H250V61H249ZM1 64H2V63H1ZM32 64H33V62H32ZM55 64H56V63H55ZM68 64H69V63H68ZM98 64H99V62H98ZM100 64H101V62H100ZM110 64H111V63H110ZM133 64H134V63H133ZM156 64H158V63H156ZM160 64H161V63H160ZM160 64H159V65H160ZM174 64H175V63H174ZM220 64H221V63H220ZM240 64H241V63H240ZM258 64H259V62H258ZM40 65H41V64H40ZM65 65H66V64H65ZM65 65H64V66H65ZM96 65H97V64H96ZM105 65H106V64H105ZM137 65H138V64H137ZM137 65H136V66H137ZM139 65H140V64H139ZM150 65H151V64H150ZM162 65H163V64H162ZM164 65H165V64H164ZM168 65H169V64H168ZM172 65H173V64H172ZM231 65H232V64H231ZM246 65H247V64H246ZM2 66H3V64H2ZM97 66H98V65H97ZM99 66H100V65H99ZM111 66H112V65H111ZM115 66H116V65H115ZM131 66H132V65H131ZM142 66H143V65H142ZM177 66H178V65H177ZM188 66H189V65H188ZM229 66H230V65H229ZM232 66H233V65H232ZM232 66H231V67H232ZM247 66H248V65H247ZM7 67H8V65H7ZM54 67H55V66H54ZM59 67H61V65H60ZM59 67H58V68H59ZM106 67H107V66H106ZM139 67H140V66H139ZM147 67H148V66H147ZM150 67H151V66H150ZM167 67H168V66H167ZM167 67H165V68H167ZM170 67H171V65H170ZM170 67H169V68H170ZM181 67H182V66H181ZM190 67H191V66H190ZM222 67H223V66H222ZM224 67H225V66H224ZM227 67H228V66H227ZM227 67H226V68H227ZM241 67H242V66H241ZM249 67H250V66H249ZM1 68H2V67H1ZM37 68H38V67H37ZM43 68H44V66H43ZM46 68H47V67H46ZM79 68H80V66H79ZM95 68H96V67H95ZM148 68H149V67H148ZM154 68H155V67H154ZM169 68H168V69H169ZM178 68H179V67H178ZM183 68H186V70L189 69V68L187 69L186 64H185V67H184V66L182 67V69H183ZM195 68H196V66H195ZM234 68H235V67H234ZM6 69H7V68H6ZM6 69H5V70H6ZM55 69H56V68H55ZM60 69H61V68H60ZM73 69H74V68H73ZM73 69H72V70H73ZM82 69H83V66H82ZM109 69H110V68H109ZM113 69H114V68H113ZM139 69H140V68H139ZM146 69H147V68H146ZM146 69H145V70H146ZM152 69H153V68H152ZM176 69H177V67H176ZM176 69H174V70H176ZM193 69H194V68H193ZM232 69H233V67H232ZM242 69H243V68H242ZM50 70H51V69H50ZM75 70H76V69H75ZM79 70H81V68H80ZM79 70H78V71H79ZM97 70H98V69H97ZM100 70H102V69H100ZM110 70H112V69H110ZM177 70H178V69H177ZM179 70H180V69H179ZM190 70H191V69H190ZM213 70H214V69H213ZM240 70H241V69H240ZM248 70H249V69H248ZM254 70H255V68H254ZM35 71H36V70H35ZM107 71H108V70H107ZM116 71H117V70H116ZM148 71H149V69H148ZM180 71H181V70H180ZM192 71H193V70H192ZM237 71H238V70H237ZM243 71H244V70H243ZM5 72H6V71H5ZM50 72H51V71H50ZM50 72H49V73H50ZM70 72H71V71H70ZM80 72H81V71H80ZM82 72H83V71H82ZM97 72H98V71H97ZM97 72H96V73H97ZM99 72H100V71H99ZM133 72H134V71H133ZM137 72H138V71H137ZM150 72H151V71H150ZM165 72H167V71H165ZM184 72H185V71H184ZM196 72H197V71H196ZM196 72H195V73H196ZM43 73H44V72H43ZM78 73H79V72H78ZM111 73H112V72H111ZM120 73H122V71H121ZM148 73H149V72H148ZM169 73H170V72H169ZM175 73L177 74L176 71H175ZM178 73H179V72H178ZM236 73H237V72H236ZM236 73H235V74H236ZM5 74H6V73H5ZM8 74H10V72H8ZM67 74H68V73H67ZM74 74H75V73H74ZM74 74H73V75H74ZM76 74H77V73H76ZM81 74H82V73H81ZM100 74H101V73H100ZM106 74H107V73H106ZM109 74H110V73H109ZM112 74H113V73H112ZM138 74H139V72H138ZM167 74H168V72H167ZM180 74H181V73H180ZM43 75H44V74H43ZM48 75H49V74H48ZM53 75H54V74H53ZM69 75H70V74H69ZM69 75H68V78H69ZM73 75H72V76H73ZM84 75H85V74H84ZM97 75H98V74H97ZM101 75H102V74H101ZM135 75H136V74H135ZM169 75H170V74H169ZM177 75H178V74H177ZM230 75H231V74H230ZM236 75H237V74H236ZM9 76H10V75H9ZM9 76H7V77H9ZM46 76H47V73H46ZM55 76H56V75H55ZM61 76H62V75H61ZM74 76H75V75H74ZM95 76H96V75H95ZM98 76H99V75H98ZM103 76H104V75H103ZM105 76H106V75H105ZM108 76H109V75H108ZM120 76H121V75H120ZM140 76H141V75H140ZM156 76H159V75H156ZM175 76H176V75H175ZM183 76H184V75H183ZM197 76H198V75H197ZM5 77H6V76H5ZM39 77H40V76H39ZM39 77H38V78H39ZM42 77H43V76H42ZM42 77L40 78L41 81H42V79H43ZM70 77H71V76H70ZM77 77H78V76H77ZM116 77H117V76H116ZM116 77H115V78H116ZM154 77H155V76H154ZM179 77H180V75H179ZM184 77H185V76H184ZM187 77H188V76H187ZM199 77H201V76H199ZM1 78H2V77H1ZM33 78H34V77H33ZM95 78H96V77H95ZM100 78H101V77H100ZM120 78H121V77H120ZM127 78H128V77H127ZM131 78H132V77H131ZM158 78H159V77H158ZM171 78H172V76H171ZM181 78L183 79V77H181ZM196 78H197V77H196ZM237 78H238V77H237ZM237 78H234V79L237 80ZM40 79H39V80H40ZM49 79H50V77H49ZM52 79L54 80L53 77H52ZM52 79H51V80H52ZM74 79H75V78H74ZM80 79H81V77H80ZM106 79H107V78H106ZM121 79H122V78H121ZM123 79H125V78L123 77ZM174 79H175V78H174ZM13 80H14V79H13ZM33 80H34V79H33ZM102 80H103V79H102ZM104 80H105V79H104ZM132 80H133V79H132ZM132 80H131V81H132ZM135 80H136V79H135ZM147 80H148V79H147ZM232 80H233V79H232ZM5 81H6V80H5ZM10 81H11V80H10ZM14 81H15V80H14ZM14 81H13V82H14ZM34 81H35V80H34ZM34 81H33V82H34ZM60 81H61V80H60ZM62 81H63V79H62ZM79 81H80V80H79ZM94 81H95V80H94ZM108 81H109V80H108ZM116 81H117V80H116ZM121 81H122V80H121ZM123 81H124V80H123ZM165 81H166V80H165ZM233 81H235V80H233ZM239 81H240V80H239ZM250 81H251V79H250ZM250 81H249V82H250ZM260 81H261V80H259L258 82L260 83ZM37 82H38V81H37ZM44 82H46V81H44ZM44 82H43V83H44ZM49 82H50V81H49ZM51 82H52V81H51ZM58 82H59V81H58ZM72 82H73V81H72ZM74 82H75V81H74ZM81 82H82V81H81ZM100 82H101V80L99 81V85H101ZM103 82H104V81H103ZM118 82H119V81H118ZM149 82H150V81H149ZM172 82H173V81H172ZM184 82H185V81H184ZM237 82H238V80H237ZM249 82H248V83H249ZM256 82H257V81H256ZM262 82H263V81H262ZM0 83H1V82H0ZM5 83H7V81H6ZM30 83H31V81H30ZM119 83H120V82H119ZM121 83H122V82H121ZM124 83H125V82H124ZM124 83H123L122 85H124ZM140 83H141V82H140ZM164 83H165V82H164ZM167 83H169V82H167ZM175 83H176V82H175ZM179 83H180V81H179ZM189 83H190V82H189ZM233 83H234V82H233ZM233 83H232V84H233ZM238 83H240V82H238ZM248 83H247V84H248ZM251 83H252V81H251ZM259 83H257V84L259 85ZM263 83H264V82H263ZM11 84H12V83H11ZM24 84H25V83H24ZM28 84H29V83H28ZM45 84H46V83H45ZM45 84H44V85H45ZM47 84H48V83H47ZM105 84H106V82H105ZM114 84H115V83H114ZM133 84H134V83H133ZM173 84H174V83H173ZM184 84H185V83H184ZM247 84H246V85H247ZM4 85H5V84H4ZM8 85H9V84H8ZM29 85H31V84H29ZM35 85H36V83H35ZM39 85H40V84H39ZM48 85H49V84H48ZM66 85H67V84H66ZM72 85H73V84H71V86H72ZM85 85H86V84H85ZM106 85H107V84H106ZM138 85H140V84H138ZM138 85H137V86H138ZM142 85H143V84H142ZM142 85H140V86H142ZM181 85H182V84H181ZM187 85H188V84H187ZM191 85H192V83H191ZM191 85H190V86H191ZM195 85H196V84H195ZM237 85H238V84H237ZM251 85H252V84H251ZM9 86H11V85H9ZM14 86H16V85H14ZM14 86H13V87H14ZM17 86H18V85H17ZM54 86H55V85H54ZM68 86H69V84H68ZM76 86H77V85H76ZM78 86H79V85H78ZM95 86H96V85H95ZM103 86H104V85H103ZM116 86H117V85H116ZM116 86H115V87H116ZM118 86L120 87L119 84H118ZM118 86H117V87H118ZM169 86H170V84H169ZM172 86H173V85H172ZM13 87H12V88H13ZM24 87H25V86H24ZM33 87H34V86H33ZM41 87H42V86H41ZM41 87L39 86V88H41ZM43 87H45V86H43ZM47 87H48V86H47ZM64 87H65V86H64ZM101 87H102V85H101ZM101 87H100V89H101ZM127 87H128V86H127ZM134 87H135V86H134ZM173 87H176V86H173ZM12 88H11V89H12ZM19 88H20V87H19ZM37 88H38V87H37ZM39 88H38V89H39ZM58 88H59V87H58ZM69 88H71V87L69 86ZM72 88H73V86H72ZM79 88H80V87H79ZM79 88H78V89H79ZM81 88H82V87H81ZM84 88H85V87H84ZM106 88H108V87H106ZM122 88H123V87H122ZM125 88H126V87H125ZM168 88H170V87H168ZM171 88H172V87H171ZM171 88H170V90L173 89V88H172V89H171ZM180 88H181V86H180ZM188 88H189V87H188ZM243 88H244V87H243ZM248 88H249V87H248ZM257 88L260 89V86L257 87ZM257 88H256V89H257ZM263 88H264V86H263ZM11 89H10V90H11ZM43 89H45V88H43ZM51 89H52V88H51ZM64 89H65V88H64ZM64 89H63V90H64ZM113 89H114V88H113ZM115 89H116V88H115ZM127 89H128V88H127ZM129 89H130V87H129ZM142 89H143V88H142ZM194 89H195V87H194ZM198 89H199V88H198ZM198 89H197V90H198ZM202 89H203V88H202ZM236 89H237V88H236ZM259 89H258V90H259ZM60 90H61V89H60ZM71 90H72V89H71ZM73 90H74V89H73ZM79 90H80V89H79ZM104 90H105V89H104ZM106 90H108V89H106ZM143 90H144V89H143ZM151 90H152V89H151ZM187 90H189V89H187ZM197 90L195 89L194 92L197 91ZM204 90H205V89H204ZM232 90H233V89H232ZM3 91H4V90H3ZM12 91H13V90H11V92H12ZM31 91H32V90H31ZM38 91H39V90H38ZM38 91H37V92H38ZM42 91H43V90H42ZM42 91H39V95H38V94H37V95L40 96V92H42ZM44 91H45V90H44ZM65 91H67V89H65V90L62 91V92H65ZM76 91H77V90H76ZM90 91H91V90H90ZM109 91H110V90H109ZM121 91H123V90H121ZM127 91H128V90H127ZM14 92H17V91H14ZM52 92H53V90H52ZM55 92H56V91H55ZM55 92H53V93H55ZM74 92H75V91H73V93H74ZM114 92H115V90H114ZM131 92H132V91H131ZM140 92H141V91H140ZM140 92H139V93H140ZM151 92H153V90H152ZM198 92H199V91H198ZM203 92H204V91H203ZM240 92H241V91H239V93H240ZM246 92H247V91H246ZM259 92H261V91L259 90ZM12 93H13V92H12ZM48 93H49V92H48ZM56 93H57V92H56ZM69 93H70V92H69ZM75 93H76V92H75ZM81 93L83 94V92H81ZM93 93H94V92H93ZM96 93H97V92H96ZM96 93H95V94H96ZM103 93H104V92H103ZM107 93H108V92H107ZM109 93H111V91H110ZM112 93H113V92H112ZM116 93H117V92H116ZM120 93H121V92H120ZM137 93H138V91H137ZM153 93H154V92H153ZM175 93H176V92H175ZM196 93H197V92H196ZM204 93H205V92H204ZM204 93H203V94H204ZM247 93H248V92H247ZM254 93H256V91H255ZM8 94H9V93H8ZM58 94H59V93H58ZM76 94H77V93H76ZM141 94H142V92H141ZM149 94H151V93H149ZM179 94H180V93H179ZM194 94H195V93H194ZM198 94H199V93H198ZM231 94H233V92H232ZM250 94H251V93H250ZM252 94H253V93H252ZM4 95H5V93H4ZM12 95H13V94H12ZM12 95H11V96H12ZM17 95H19V94H17ZM30 95H31V94H30ZM42 95H43V94H42ZM66 95H67V94H66ZM109 95H110V94H109ZM121 95H122V94H121ZM124 95H125V94H124ZM199 95H200V94H199ZM208 95H209V93H208ZM244 95H245V93H244ZM254 95H255V94H254ZM259 95H260V94H259ZM56 96H58V95H57V94H56V95H53V96H52L53 99H54ZM69 96H70V95H69ZM73 96H75V95H73ZM87 96H88V95H87ZM97 96H98V95H97ZM103 96H104V95H103ZM110 96H111V95H110ZM129 96H130V95H129ZM129 96H127V97H129ZM156 96H158V95H156ZM180 96H182V94H180ZM183 96H184V95H183ZM239 96H240V95H239ZM15 97H16V96H15ZM19 97H20V96H18V99H19ZM77 97H78V96H77ZM85 97H86V96H85ZM107 97H108V95H107ZM123 97H124V96H123ZM133 97H135V96L133 95ZM133 97H132V98H133ZM139 97H141V96H139ZM146 97H147V96H146ZM226 97H227V96H226ZM230 97H231V96H230ZM260 97H261V96H260ZM262 97H263V96H262ZM16 98H17V97H16ZM16 98H15V99H16ZM30 98H31V97H30ZM37 98H38V97H37ZM40 98H43V97H40ZM46 98H47V97H46ZM91 98H92V97H91ZM98 98H99V97H98ZM104 98H105V97H104ZM121 98H122V97H121ZM147 98L149 99V97H147ZM151 98H152V96H151ZM158 98H159V97H158ZM162 98H163V97H162ZM240 98H241V96H240ZM0 99H1V97H0ZM18 99H17V100H18ZM38 99H39V98H38ZM47 99H48V98H47ZM69 99H70V98H69ZM109 99H110V98H109ZM141 99H142V98H141ZM196 99H197V98H196ZM255 99H256V98H255ZM255 99H254V100H255ZM261 99H262V98H261ZM8 100H9V99H8ZM20 100H21V98H20ZM41 100H42V99H41ZM50 100H51V99H50ZM65 100H66V99H65ZM65 100H64V101H65ZM73 100H74V99H73ZM73 100H72V101H73ZM75 100H76V99H75ZM97 100H98V99H97ZM110 100H111V99H110ZM129 100H131V98H130ZM153 100H156V99H153ZM158 100H159V99H158ZM161 100H162V99H161ZM198 100H199V99H198ZM209 100H210V99H209ZM211 100H212V99H211ZM237 100H238V99H237ZM245 100H246V99H245ZM247 100H248V99H247ZM254 100H253V101H254ZM256 100H257V99H256ZM259 100H260V99H259ZM48 101H49V100H48ZM56 101H57V100H56ZM67 101H68V100H67ZM92 101H93V100H92ZM98 101H99V100H98ZM113 101H114V100H113ZM147 101H148V100H147ZM234 101H235V99H234ZM18 102H19V101H18ZM21 102H22V100H21ZM44 102H45V101H44ZM54 102H55V99H54ZM57 102H58V101H57ZM102 102H103V101H102ZM106 102H107V99H106ZM118 102H119V101H118ZM132 102H133V101H131V103H132ZM142 102H143V101H142ZM152 102H153V101H152ZM152 102H150V103H152ZM160 102H161V101H160ZM203 102H204V101H203ZM242 102L244 103V101H242ZM242 102H241V104H243ZM5 103H6V102H5ZM85 103H86V102H85ZM90 103H91V102H90ZM100 103H101V102H100ZM104 103H105V102H104ZM112 103H113V102H112ZM121 103H123V102H121ZM150 103H149V104H150ZM165 103H166V102H165ZM193 103H194V101H193ZM229 103H231V102H229ZM235 103H236V102H235ZM246 103H247V101H246ZM263 103H264V102H263ZM263 103H262V105H263ZM8 104H9V102H8ZM18 104H19V103H18ZM44 104H45V103H44ZM51 104H52V103H51ZM57 104H58V103H57ZM57 104H56V105H57ZM75 104H76V103H75ZM75 104H74V105H75ZM81 104H82V103H81ZM83 104H84V103H83ZM95 104H98V103L96 102ZM95 104H94V105H95ZM137 104H138V103H137ZM146 104H147V103H146ZM200 104H201V103L199 102V105H200ZM205 104H207V103L205 102ZM212 104H213V103H212ZM244 104H245V103H244ZM21 105H22V104H21ZM54 105H55V103H54ZM62 105H63V104H62ZM62 105H61V106H62ZM74 105H73V106H74ZM85 105H86V104H85ZM108 105H110V104H108ZM108 105H107V106H108ZM152 105H153V103H152ZM152 105H151V108H152ZM164 105H165V104H164ZM185 105H186V104H185ZM231 105L233 106V104H231ZM234 105H235V104H234ZM238 105H239V103H238ZM252 105H253V104H252ZM259 105H260V104H259ZM259 105H258V106H259ZM9 106H10V105H9ZM11 106H12V105H11ZM13 106H14V105H13ZM17 106H18V105H17ZM81 106H83V105H81ZM119 106L121 107V105H119ZM123 106H124V104H123ZM126 106H127V105H126ZM136 106H137V105H136ZM149 106H150V105H149ZM156 106H158V102H156ZM210 106H211V105H210ZM236 106H237V104H236ZM244 106H245V105H244ZM244 106H242V107H244ZM250 106H251V105H249V107H250ZM2 107H4V104L2 105ZM57 107L59 108V106H57ZM95 107H96V106H95ZM110 107H111V106H110ZM138 107H139V105H138ZM162 107H164V106H162ZM165 107H166V106H165ZM185 107L187 108V106H185ZM203 107H204V106H203ZM238 107H239V106H238ZM246 107H247V106H246ZM262 107H263V106H262ZM8 108H10V107H8ZM8 108H7V110H8ZM58 108H57V110H58ZM63 108H64V107H63ZM86 108H87V107H86ZM117 108H118V107H117ZM124 108H125V106H124ZM167 108H168V107H167ZM253 108H254V107H253ZM257 108H258V107H257ZM259 108H260V107H259ZM21 109H23L22 106H21L20 110H21ZM73 109H74V108H73ZM87 109H88V108H87ZM92 109H93V107H92ZM104 109H105V108H104ZM115 109H116V108H115ZM118 109H119V108H118ZM122 109H123V108H122ZM126 109H127V108H126ZM126 109H125V110H126ZM137 109H138V108H137ZM152 109H153V108H152ZM152 109H151L150 111H152ZM154 109H155V108H154ZM159 109H160V106H159ZM159 109H158V110H159ZM164 109H165V108H163L162 110H164ZM194 109H195V108H194ZM231 109H233V108H231ZM236 109H238V108H236ZM236 109H234V110H236ZM260 109H261V108H260ZM260 109H257V110H260ZM61 110H63V109H61ZM69 110H70V109H69ZM75 110H78V109H75ZM80 110H81V109H80ZM98 110H99V109H98ZM108 110H110V109H108ZM129 110L136 111V110H134L133 108H132V109H129ZM147 110H148V108H147ZM155 110H156V109H155ZM212 110H213V109H212ZM243 110H246V109H243ZM247 110H248V109H247ZM251 110H252V109H251ZM257 110H256V111H257ZM2 111H4V109H3ZM5 111H6V110H5ZM8 111H9V110H8ZM22 111H23V110H22ZM78 111H79V110H78ZM119 111H120V110H119ZM122 111H123V110H122ZM126 111H127V110H126ZM171 111H172V110H171ZM261 111H262V110H261ZM261 111H260V112H261ZM19 112H20V111H19ZM63 112H64V110H63ZM92 112H93V111H92ZM92 112H91V113H92ZM110 112H112V111L110 110ZM136 112H137V111H136ZM156 112H158V111H156ZM161 112H162V111H161ZM164 112H165V111H164ZM164 112H163V113H164ZM190 112H191V111H190ZM229 112H230V111H229ZM247 112H248V111H247ZM251 112H252V111H251ZM4 113H5V112H4ZM4 113H3V114H4ZM10 113H11V112H10ZM10 113H9V114H10ZM23 113H24V112H23ZM23 113H22V114H23ZM59 113H60V112H59ZM61 113H62V112H61ZM65 113H66V112H65ZM77 113H78V112H76V114H77ZM95 113H96V112H95ZM95 113H94V114H95ZM117 113H118V112H117ZM120 113H121V112H120ZM120 113H118V114H120ZM130 113H131V112H130ZM137 113H138V112H137ZM146 113H147V112H146ZM150 113H151V112H150ZM152 113H153V112H152ZM159 113H160V110H159ZM168 113H169V112H168ZM205 113H206V112H205ZM233 113H234V112H233ZM237 113H238V112H237ZM243 113H244V111H243ZM253 113H254V112H253ZM255 113H256V112H255ZM261 113L263 114V112H261ZM70 114H71V112H70ZM83 114H84V113H83ZM92 114H93V113H92ZM92 114H91V115H92ZM108 114H109V113H108ZM108 114H106V115H108ZM110 114H111V113H110ZM110 114H109V115H110ZM133 114H136V113L134 112ZM165 114H166V113H165ZM165 114H164V115H165ZM194 114H195V112H194ZM17 115H18V112H17ZM20 115H21V113H20ZM64 115H65V114H64ZM68 115H69V114H68ZM78 115H79V114H78ZM78 115H77V116H78ZM84 115H85V114H84ZM91 115H90V116H91ZM102 115H103V113H102ZM109 115H108V116H109ZM126 115H127V114H126ZM175 115H176V114H175ZM209 115H210V114H209ZM213 115H214V114H213ZM213 115H212V116H213ZM230 115H231V113H230ZM245 115H246V114H245ZM3 116H4V115H3ZM79 116L81 117V115H79ZM85 116H86V115H85ZM90 116H89V117H90ZM120 116H121V114H120ZM123 116H124V115H123ZM123 116H122V117H123ZM140 116H141V115H140ZM149 116H150V115H149ZM154 116H155V115H154ZM206 116H207V115H206ZM241 116H242V115H241ZM256 116H257V115H256ZM1 117H2V116H1ZM9 117H10V116H9ZM15 117H16V116H15ZM19 117H20V116H19ZM19 117H18V120H19ZM70 117H71V116H70ZM94 117H95V116H94ZM132 117H133V115H132ZM134 117H135V115H134ZM151 117H153L152 114H151L150 118H151ZM164 117H165V116H164ZM202 117H203V116H202ZM230 117H232V116H230ZM245 117H248V116H245ZM245 117H244V118H245ZM12 118H13V116H12ZM20 118H21V117H20ZM76 118H77V117H76ZM81 118H82V117H81ZM83 118H84V117H83ZM95 118H96V117H95ZM159 118H160V117H159ZM240 118H241V117H240ZM250 118H251V117H250ZM250 118H249L248 120H250ZM256 118H257V117H256ZM4 119H5V118H4ZM78 119H79V118H78ZM105 119H106V118H105ZM109 119H110V116H109ZM122 119H123V118H122ZM156 119H158V118H156ZM196 119H198V118H196ZM228 119H229V118H228ZM241 119H242V118H241ZM246 119H247V118H246ZM253 119H254V118H253ZM11 120H12V119H11ZM16 120H17V119H16ZM20 120H21V119H20ZM26 120H27V119H26ZM81 120H82V119H81ZM115 120H116V119H115ZM132 120H133V119H132ZM139 120H140V119H139ZM148 120H149V119H148ZM170 120H171V119H170ZM170 120H169V121H170ZM178 120H179V119H178ZM229 120H230V119H229ZM238 120H239V119H238ZM257 120H258V119H257ZM31 121H32V120H31ZM33 121H34V120H33ZM84 121H85V120H84ZM90 121H91V120H90ZM94 121H95V119H94ZM94 121H93V122H94ZM107 121H108V120H107ZM109 121H110V120H109ZM120 121H122V120L120 119ZM136 121H138V120H136ZM143 121H144V120H143ZM179 121H180V120H179ZM253 121H254V120H253ZM5 122H6V121H5ZM19 122H20V121H19ZM77 122H78V120H77ZM82 122H83V121H82ZM112 122H113V121H112ZM130 122H132V121H130ZM138 122H139V121H138ZM153 122H154V121H153ZM153 122H149V123H153ZM158 122H159V121H158ZM162 122H163V121H162ZM164 122H165V121H164ZM195 122H196V121H195ZM240 122H241V120H240ZM245 122H246V121H245ZM255 122H256V121H255ZM7 123H8V122H7ZM13 123H14V122H13ZM22 123H23V122H21V124H22ZM86 123H87V122H86ZM101 123H102V122H101ZM109 123H111V122H109ZM109 123H108V124H109ZM113 123L115 124L116 122H113ZM117 123H119V122H117ZM117 123H116V124H117ZM121 123H122V122H121ZM121 123H120V124H121ZM123 123H124V122H123ZM145 123H146V122H145ZM165 123H166V122H165ZM196 123H197V122H196ZM203 123H204V121H203ZM203 123H202V125H203ZM260 123H261V121H260ZM3 124H4V123H3ZM3 124H2V125H3ZM14 124H15V123H14ZM21 124H20V126H21ZM81 124H82V123H81ZM83 124H84V123H83ZM92 124H93V123H92ZM103 124H104V123H103ZM162 124H163V123H162ZM200 124H201V123H200ZM228 124H229V121H228ZM228 124H227V126H228ZM249 124H250V122H249ZM31 125H32V124H31ZM31 125H28V126H31ZM38 125H39V124H38ZM106 125H107V124H106ZM111 125H113V124H110V127H111ZM125 125H127V124H125ZM140 125H141V124H140ZM149 125H150V124H149ZM163 125H164V124H163ZM198 125H199V124H198ZM237 125H238V124H237ZM245 125H246V123H245ZM22 126H23V125H22ZM75 126H76V125H75ZM79 126H80V125H79ZM85 126H86V125H85ZM96 126H97V125H96ZM116 126H117V125H116ZM152 126H153V125H152ZM152 126H151V128H152ZM160 126H161V125H160ZM160 126H156V129H158V127H159V129H162V128H160ZM165 126H166V125H165ZM178 126H179V124H178ZM243 126H244V125H243ZM247 126H248V124H247ZM250 126H251V125H250ZM255 126H256V125H255ZM261 126H262V125H261ZM32 127H33V126H32ZM32 127H31V128H32ZM83 127H84V126H83ZM83 127H82V128L80 127L81 130L83 129ZM114 127H115V126H114ZM133 127H134V125H133ZM148 127H149V126H148ZM162 127H163V126H162ZM238 127H239V125H238ZM241 127H242V126H241ZM262 127H264V125H263ZM7 128H8V127H7ZM14 128H15V127H14ZM20 128H21V127H20ZM29 128H30V127H29ZM33 128H34V127H33ZM66 128H67V127H66ZM90 128H91V127H90ZM99 128H100V126H99ZM112 128H113V127H112ZM115 128H117V127H115ZM115 128H114V129H115ZM151 128H150V129H151ZM153 128H154V127H153ZM182 128H183V127H182ZM203 128H204V126H203ZM250 128H251V127H250ZM255 128H256V127H255ZM8 129H9V128H8ZM17 129H19V128H17ZM67 129H68V128H67ZM76 129H77V128H76ZM103 129H104V128H103ZM119 129H120V128H119ZM142 129H143V128H142ZM147 129H148V128H147ZM228 129H229V127H228ZM228 129H227V130H228ZM238 129H239V128H238ZM241 129H242V128H241ZM259 129H260V128H259ZM23 130H24V129H23ZM32 130H33V129H32ZM37 130H38V129H37ZM37 130H36V131H37ZM104 130H105V129H104ZM104 130H102V131H104ZM115 130H116V129H115ZM137 130H138V129H137ZM144 130H145V129H144ZM239 130H240V129H239ZM243 130H244V129H243ZM243 130H242V131H243ZM257 130H258V129H257ZM19 131H20V130H19ZM25 131H26V130H25ZM29 131H30V130H29ZM64 131H65V130L63 129L62 132H64ZM77 131H78V129H77ZM82 131H83V130H82ZM85 131L88 132L86 129H85ZM121 131H122V129H121ZM129 131H130V130H129ZM139 131H140V130H139ZM139 131H137V132H139ZM153 131H154V130H153ZM155 131H156V130H155ZM233 131H234V130H233ZM0 132H1V131H0ZM12 132H13V131H12ZM12 132H11V133H12ZM27 132H28V131H27ZM30 132H31V131H30ZM90 132H91V131H90ZM99 132H101V131H99ZM133 132H134V129H133ZM158 132H159V131H158ZM236 132H237V130H236ZM244 132H245V130H244ZM1 133H2V132H1ZM13 133H14V132H13ZM21 133H24V132L21 131ZM68 133H69V131H68ZM96 133H98V132L96 131ZM129 133H130V132H129ZM206 133H207V132H206ZM226 133H227V131H226ZM226 133H225V134H226ZM237 133H238V132H237ZM248 133H249V132H248ZM250 133H251V132H250ZM54 134H55V133H54ZM54 134H53V136H54ZM58 134H59V133H58ZM61 134H62V133H61ZM69 134H70V133H69ZM75 134H76V133H75ZM86 134H87V133H86ZM90 134H91V133H90ZM98 134H99V133H98ZM98 134H97V135H98ZM112 134H113V133H112ZM112 134H111V135H112ZM139 134H141V133H139ZM154 134L156 135L155 132H154ZM225 134H224V135H225ZM3 135H4V134H3ZM17 135H18V134H17ZM19 135L21 136V134H19ZM31 135H32V134H31ZM63 135H64V134H63ZM131 135H132V134H131ZM145 135H146V134H145ZM228 135H229V134H227V136H226V135H225V136L228 137ZM246 135H248V134H246ZM259 135H260V134H259ZM23 136H24V135H23ZM57 136H58V135H57ZM64 136H65V135H64ZM74 136H75V135H74ZM95 136H96V135H95ZM98 136H99V135H98ZM105 136H106V135H105ZM118 136H119V135H118ZM122 136H123V134H122ZM125 136H126V135H125ZM239 136H240V135H239ZM241 136H242V135H241ZM12 137H13V136H12ZM14 137H15L14 140L17 139L16 136H14ZM21 137H22V136H21ZM30 137H31V136H30ZM65 137H66V136H65ZM67 137H68V136H67ZM81 137H82V136H81ZM92 137H93V136H92ZM114 137H115V136H114ZM114 137H113V138H114ZM128 137H129V136H128ZM147 137H148V136H147ZM160 137H162V136H160ZM242 137H244V134H243ZM259 137H260V136H259ZM19 138H20V137H18V139H19ZM22 138H23V137H22ZM24 138H25V137H24ZM72 138H73V137H72ZM79 138H80V137H79ZM90 138H91V137H90ZM125 138H127V137H125ZM148 138H149V137H148ZM151 138H155V137L152 136V137H150V139H151ZM163 138H164V137H163ZM163 138H162V140H163ZM204 138H205V137H204ZM244 138H245V137H244ZM50 139H52V137H51ZM58 139H59V137H58ZM87 139H88V138H87ZM92 139H94V138H92ZM98 139H99V137H98ZM107 139H109V138H107ZM114 139H115V138H114ZM225 139H226V138H225ZM225 139H224V140H225ZM247 139H248V137H247ZM258 139H259V138H258ZM2 140H3V139H2ZM12 140H13V139H12ZM23 140H24V139H23ZM25 140H26V139H25ZM53 140H55V138H54ZM71 140H72V139H71ZM102 140H103V139H102ZM195 140H196V139H195ZM200 140H201V139H200ZM224 140H223V141H224ZM226 140H227V139H226ZM229 140H230V139H229ZM232 140H233V139H232ZM239 140H240V138H239ZM55 141H56V140H55ZM78 141H79V140H78ZM80 141H81V140H80ZM96 141H97V139H96ZM240 141H241V140H240ZM248 141H249V140H248ZM248 141H247V142H248ZM258 141H259V140H258ZM16 142L18 143L17 140H16ZM22 142H23V141H22ZM22 142H21V143H22ZM24 142H25V141H24ZM71 142H72V141H71ZM121 142H122V141H121ZM135 142H136V141H135ZM148 142H149V141H148ZM151 142H152V140H151ZM177 142H178V141H177ZM224 142H226V141H224ZM224 142H223V143H224ZM14 143H15V142H14ZM14 143H13V144H14ZM19 143H20V142H19ZM80 143H81V142H80ZM87 143H88V142H87ZM96 143H97V142H96ZM96 143H95V144H96ZM231 143H232V142H231ZM4 144H6V143H4ZM4 144H3V145H4ZM9 144H12V143H9ZM9 144H8V145H9ZM52 144H53V143H52ZM71 144H72V143H71ZM76 144H77V140H76ZM82 144H84V143H82ZM99 144H100V142H99ZM104 144H105V143H104ZM106 144H107V143H106ZM111 144H113V143H111ZM125 144H126V143H125ZM125 144H124V145H125ZM148 144H149V143H148ZM242 144H243V143H242ZM248 144H249V143H248ZM16 145H17V144H16ZM124 145H123V147L125 148L126 146H124ZM142 145H143V143H142ZM149 145H150V144H149ZM149 145H148V146H149ZM151 145H152V144H151ZM151 145H150V146H151ZM214 145H215V144H214ZM225 145H226V144H225ZM239 145H240V144H239ZM239 145H238V146H239ZM244 145H245V142H244ZM251 145H252V144H251ZM262 145H263V143H262ZM0 146H1V145H0ZM12 146H13V145H12ZM47 146H48V145H47ZM66 146H67V145H66ZM73 146H74V145H73ZM94 146H95V145H94ZM104 146H106V145H104ZM108 146L110 147V145H108ZM111 146H113V145H111ZM132 146H133V145H132ZM155 146H156V144H155ZM164 146H165V145H164ZM217 146H218V145H217ZM222 146L225 147L224 145H222ZM233 146H234V145L232 144V149H233ZM247 146H248V145H246V147H247ZM25 147H26V146H25ZM83 147H84V146L82 145V149H84ZM89 147H90V146H89ZM89 147H88V148H89ZM106 147H107V146H106ZM121 147H122V146H121ZM144 147H145V146H144ZM153 147H154V145H153ZM227 147H228V146H227ZM239 147H240V146H239ZM241 147H242V146H241ZM256 147H257V146H256ZM4 148H5V147H4ZM11 148H12V147H11ZM15 148H16V147H15ZM48 148H49V147H48ZM52 148H54V147H52ZM55 148H56V147H55ZM86 148H87V147H86ZM88 148H87V149H88ZM102 148H103V147H102ZM113 148H114V147H113ZM115 148H116V147H115ZM131 148H132V147H131ZM133 148H134V147H133ZM140 148H141V147H140ZM158 148H159V147H158ZM158 148L155 147V149H158ZM161 148H162V147H161ZM234 148H235V147H234ZM262 148H263V146H262ZM73 149H75V148H73ZM73 149H72V150H73ZM97 149H98V148H97ZM99 149H100V148H99ZM121 149H122V148H121ZM128 149H129V148H128ZM143 149H144V148H143ZM150 149H151V148H150ZM217 149H218V148H217ZM248 149L250 150V148H248ZM248 149H247V150H248ZM259 149H260V147H259ZM15 150H16V149H15ZM27 150H28V149H27ZM51 150H53V149H51ZM72 150H71V151H72ZM80 150H81V149H80ZM88 150H89V149H88ZM111 150H113V149H111ZM132 150H133V149H132ZM132 150H131V151H132ZM161 150H162V149H161ZM161 150H160V151H161ZM233 150H234V149H233ZM233 150H230V151H233ZM240 150H241V149H240ZM249 150H248V151H249ZM251 150H252V148H251ZM0 151H1V149H0ZM5 151H7V150H5ZM24 151H25V150H24ZM28 151H29V150H28ZM102 151H103V149H102ZM221 151H222V150H221ZM226 151H227V150H226ZM230 151H229V152H230ZM255 151H256V150H254V152H255ZM257 151H258V150H257ZM1 152H2V151H1ZM7 152H8V151H7ZM19 152H20V151H19ZM21 152H22V151H21ZM26 152H27V151H26ZM83 152H84V151H83ZM91 152H92V151H91ZM107 152H108V151H107ZM124 152H125V151H124ZM133 152H134V151H133ZM144 152H145V151H144ZM146 152L149 153V151H146ZM153 152H154V149H153ZM153 152H152V154L155 153V152H154V153H153ZM162 152H163V151H162ZM164 152H165V150H164ZM166 152H168V151H166ZM227 152H228V151H227ZM246 152H247V151H246ZM8 153H9V152H8ZM12 153H15V152H12ZM28 153H29V152H28ZM53 153H54V152H53ZM56 153H57V152H56ZM67 153H68V152H67ZM70 153H71V152H70ZM87 153H88V152H87ZM102 153H104V151H103ZM139 153H140V152H139ZM158 153H161V152H158ZM233 153H234V151H233ZM235 153H236V152H235ZM248 153H251V154H249V155H252V154H253V152H248ZM4 154H6V153H4ZM16 154H17V153H16ZM25 154H26V153H25ZM38 154H39V153H38ZM71 154H72V153H71ZM76 154L79 155L78 152H77ZM90 154H92V153H90ZM109 154H110V153H109ZM109 154H108V155H109ZM14 155H15V154H14ZM88 155H89V153H88ZM160 155H161V154H160ZM221 155H222V153H221ZM224 155H225V154H224ZM227 155H228V154H227ZM244 155H245V151L242 150L238 156H237V153H236V156L234 155V157H235V158L237 157V158H238L237 160L242 161L243 158H244ZM246 155H247V153H246ZM253 155H254V154H253ZM15 156H16V155H15ZM15 156H14V157H15ZM23 156H25V155H23ZM67 156H68V155H67ZM80 156H81V155H80ZM85 156H87V155H85ZM102 156H103V155H102ZM104 156H105V155H104ZM191 156H192V155H191ZM191 156H190V157H191ZM5 157H6V156H5ZM5 157H4V158H5ZM60 157H61V156H60ZM71 157H72V156H71ZM82 157H83V156H82ZM105 157H106V156H105ZM111 157H112V156H111ZM145 157H146V156H145ZM148 157H149V156H148ZM165 157H166V155H165ZM210 157H211V156H210ZM232 157H233V156H232ZM234 157H233V158H234ZM247 157H250V156H247ZM72 158H73V157H72ZM106 158H107V157H106ZM131 158H132V157H131ZM166 158H167V157H166ZM171 158H172V157H171ZM251 158H252V157H251ZM254 158H255V157H254ZM8 159H10V158H8ZM28 159H29V158H28ZM63 159H64V158H63ZM84 159H85V158H84ZM84 159H83V160H84ZM102 159H103V158H102ZM108 159H109V158H108ZM145 159H146V158H145ZM164 159H165V158H164ZM168 159H170V158H168ZM173 159H174V158H173ZM222 159H223V158H222ZM228 159H229V158H228ZM249 159H250V158H249ZM22 160H23V159H22ZM22 160H21V161H22ZM25 160H26V159H25ZM25 160L23 161L24 163H25ZM54 160H55V159H54ZM57 160H58V159H57ZM61 160H62V159H61ZM76 160H77V159H76ZM80 160H81V159H80ZM105 160H106V159H105ZM109 160H110V159H109ZM109 160H108V161H109ZM115 160H117V159H115ZM129 160H130V158H129ZM133 160H134V159H133ZM148 160H150V159H148ZM166 160H167V159H166ZM226 160H227V158H226ZM251 160H252V159H251ZM251 160H250V161H251ZM63 161H64V160H63ZM81 161H82V160H81ZM95 161H96V160H95ZM103 161H104V160H103ZM113 161H114V160H113ZM130 161H131V160H130ZM170 161H171V160H170ZM170 161H169V162H170ZM177 161H178V160H177ZM3 162H4V161H3ZM17 162H18V160H17ZM57 162H58V161H57ZM64 162H65V161H64ZM78 162H79V161H78ZM89 162H90V161H89ZM105 162H106V161H105ZM120 162H121V161H120ZM124 162H125V161H124ZM126 162H127V161H126ZM134 162H135V161H134ZM144 162H145V161H144ZM148 162H150V161H148ZM156 162H158V160H156ZM162 162H163V161H162ZM173 162H174V161H173ZM225 162H226V161H225ZM227 162H228V161H227ZM227 162H226V163H227ZM229 162H230V160H229ZM62 163H63V162H62ZM65 163H66V162H65ZM70 163H72L71 160H70ZM84 163H85V162H84ZM93 163H94V162H93ZM111 163H112V162H111ZM114 163H115V162H113V164H114ZM154 163H155V162H154ZM159 163H161V162H159ZM223 163H224V162H223ZM231 163H232V162H231ZM235 163H236V162H235ZM240 163H241V162H240ZM12 164H13V162H12ZM17 164H18V163H17ZM28 164H29V163H28ZM81 164H82V163H81ZM106 164H107V162H106ZM113 164H112V165H113ZM164 164H165V162H164ZM164 164H163V165H164ZM167 164H168V163H167ZM170 164H171V162H170ZM170 164H169V165H170ZM174 164H175V163H174ZM178 164H179V162H178ZM253 164H255V163H253ZM8 165H9V164H8ZM14 165H15V164H14ZM19 165H20V163H19ZM24 165H26V164H24ZM87 165H88V164H87ZM87 165H86V166H87ZM91 165H93V164L91 163ZM94 165H95V164H94ZM101 165H102V163H101ZM109 165H110V163H109ZM118 165H119V164H118ZM120 165H121V164H120ZM120 165H119V166H120ZM136 165H137V169H138V164H136ZM153 165H154V164H153ZM160 165H161V164H160ZM160 165H159V166H160ZM165 165H166V164H165ZM223 165H224V164H223ZM240 165H241V164H240ZM248 165H249V164H248ZM21 166H22V165H21ZM21 166H20V167H21ZM66 166H67V165H65V167H66ZM105 166H106V165H105ZM105 166H104V167H105ZM107 166H108V165H107ZM107 166H106V167H107ZM115 166H116V165H115ZM150 166H151V165H150ZM154 166H155V165H154ZM154 166H153V167H154ZM161 166H162V165H161ZM170 166H171V165H170ZM177 166H178V165H177ZM234 166H235V165H234ZM234 166H233V167H234ZM237 166H238V164H237ZM237 166H236V167H237ZM17 167H18V166H17ZM40 167H41V166H40ZM70 167H71V166H70ZM89 167H90V166H89ZM100 167H101V166H100ZM102 167H103V166H102ZM156 167H158V166H156ZM156 167H154V168H156ZM174 167H175V166H174ZM174 167H173V168H174ZM240 167H241V166H240ZM21 168H22V167H21ZM54 168H56V167H54ZM75 168H76V167L74 166V169H75ZM87 168H88V167H87ZM108 168H109V167H108ZM112 168H113V167H112ZM115 168H116V167H115ZM128 168H129V167H128ZM128 168H127V171H128ZM131 168H132V167H131ZM151 168H152V167H151ZM162 168H163V167H162ZM164 168H165V167H164ZM178 168H179V167H178ZM234 168H235V167H234ZM234 168H233V169H234ZM242 168H243V167H242ZM245 168H246V167H245ZM22 169H23V168H22ZM102 169H104V168H102ZM169 169H172V168H169ZM180 169H182V168L180 167ZM0 170H1V168H0ZM64 170H65V169H64ZM64 170H63V171H64ZM85 170H86V169H85ZM92 170H93V169H92ZM97 170H98V169H97ZM105 170H106V169H105ZM107 170H108V169H107ZM111 170H112V169H111ZM153 170H154V169H153ZM158 170H160V168H159ZM158 170H155V171H158ZM175 170H176V169L174 168V172H173V173H175ZM241 170H243V169H241ZM241 170H240V171H241ZM244 170L246 171V169H244ZM244 170H243V171H244ZM249 170H250V173H251V179H252V181L249 182V186H248V187H250V188L257 187V182L261 179V177H262L263 174H264V158H263V165H262L261 167H258V166L255 165V166H253V167H249ZM21 171H23V170H20V172H21ZM24 171L27 172L28 170H26L25 167H24ZM45 171H46V170H45ZM56 171H57V170H56ZM102 171H103V170H102ZM147 171H148V169H147ZM155 171H154V173H155ZM231 171H232V170H231ZM233 171H234V170H233ZM240 171H239V172H240ZM18 172H19V171H18ZM66 172H67V171H66ZM99 172H100V169H99ZM107 172H109V171H107ZM132 172H133V171H132ZM136 172H137V170H136ZM150 172H151V171H150ZM217 172H219V171H217ZM237 172H238V170H237ZM21 173H22V172H21ZM47 173H48V172H47ZM87 173H88V172H87ZM101 173H103V172H101ZM112 173H113V172H112ZM123 173H124V176H125V171H124ZM180 173H181V172H180ZM222 173H223V172H222ZM27 174H28V172H27ZM29 174H32V172L29 173ZM53 174H54V173H53ZM119 174H120V173H119ZM150 174H151V173H150ZM162 174H163V173H162ZM164 174H165V173H164ZM175 174H176V173H175ZM215 174H216V173H215ZM245 174H246V173H245ZM25 175H26V173H25ZM48 175H49V174H48ZM74 175H75V174H74ZM74 175H73V176H74ZM121 175H122V174H121ZM167 175H168V174H167ZM17 176H18V175H17ZM77 176H78V175H77ZM77 176H76V177H77ZM113 176H114V173H113ZM113 176L110 175V177H113ZM164 176H165V175H164ZM173 176H174V175H173ZM183 176H184V175H183ZM222 176H223V175H222ZM242 176H245V175L242 174ZM104 177H106V176H103L102 178H104ZM110 177H107V178L110 179ZM135 177H137V175H136ZM135 177H133V178H135ZM107 178H104V180L107 179ZM118 178H119V177H118ZM161 178H163V177H161ZM171 178H172V176H171ZM183 178H184V177H183ZM221 178H222V177H221ZM35 179H36V178H35ZM114 179H115V178H114ZM129 179H130V178H129ZM139 179H140V178H139ZM141 179H142V178H141ZM219 179H220V178H219ZM231 179H232V178H231ZM262 179H263V178H262ZM39 180H40V179H39ZM75 180H76V179H75ZM102 180H103V179H102ZM104 180H103V181H104ZM116 180H117V179H116ZM158 180L160 181L159 178H158ZM158 180H156V181H158ZM166 180H167V178H166ZM172 180H173V179H172ZM35 181H36V180H35ZM37 181H38V180H37ZM43 181H44V180H43ZM114 181H115V180H114ZM121 181H122V179H121ZM123 181H124V180H123ZM125 181H126V177H125ZM138 181H139V180H138ZM29 182H30V181H29ZM32 182H33V181H32ZM46 182H47V181H46ZM46 182H44L43 184H46ZM72 182H73V181H72ZM126 182H127V181H126ZM140 182H142V181H140ZM153 182H154V181H153ZM27 183H28V182H26V184H27ZM35 183H36V182H35ZM48 183H49V182H48ZM104 183H105V182H104ZM110 183H111V182H110ZM113 183H114V182H113ZM118 183H119V182H118ZM160 183H161V182H160ZM166 183H167V182H166ZM33 184H34V183H33ZM40 184H41V183H40ZM63 184H64V183H63ZM72 184H74V183H72ZM106 184H108V183H106ZM122 184L124 185V183H122ZM128 184H129V183H127V185H128ZM136 184H137V183H136ZM143 184H145V183H143ZM29 185H30V184H29ZM64 185H65V184H64ZM64 185H63V187H64ZM67 185H70V184H67ZM114 185H115V184H114ZM123 185H122V186H123ZM134 185H135V184H134ZM152 185H153V183H152ZM156 185H158V184H156ZM164 185H165V184H164ZM167 185H168V183H167ZM18 186H19V185H18ZM39 186H40V185H39ZM46 186H48V185H46ZM105 186H106V185H105ZM125 186H126V185H125ZM138 186H139V185H138ZM165 186H166V185H165ZM30 187H31V186H30ZM49 187H50V186H49ZM60 187H61V186H60ZM66 187H68V186H66ZM107 187H108V186H107ZM126 187H127V186H126ZM126 187H124V188H126ZM148 187H149V186H148ZM223 187H224V181H223V179H220V181L218 180L217 185H216V194H217V197H219V196L222 195ZM237 187H238V185H237ZM26 188H27V186H26ZM38 188H39V187H38ZM86 188H87V187H86ZM159 188H160V187H158V190H159ZM161 188H162V187H161ZM167 188H169V187H167ZM213 188H214V187H213ZM238 188H239V187H238ZM238 188H237V189H238ZM242 188H244V187H242ZM66 189H67V188H66ZM107 189H108V188H107ZM116 189H118V188H116ZM120 189H121V187H120ZM120 189H119V191H120ZM128 189H129V188H128ZM134 189H135V188H134ZM136 189H137V188H136ZM138 189H139V188H138ZM138 189H137V190H138ZM248 189H249V188H248ZM100 190H101V188L99 189V191H100ZM113 190H114V189H113ZM125 190H126V189H125ZM145 190H147V189H145ZM145 190H144V191H145ZM167 190H168V189H166V191H167ZM251 190H252V189H251ZM23 191H24V190H23ZM51 191H52V190H51ZM57 191H58V190H57ZM64 191H65V190H64ZM80 191H81V190H80ZM82 191H83V190H82ZM99 191H97V192H99ZM106 191H107V190H106ZM117 191H118V190H117ZM117 191H116V192H117ZM122 191H123V190H122ZM130 191H131V190H130ZM142 191H143V190H142ZM147 191H148V190H147ZM153 191H155V190H153ZM153 191H152V192H153ZM159 191H160V190H159ZM227 191H228V190H227ZM254 191H255V190H254ZM19 192H20V191H19ZM113 192H114V191H113ZM113 192H112V193H113ZM123 192H124V191H123ZM127 192H128V190H127ZM132 192H133V191H132ZM150 192H151V191H150ZM162 192H163V191H162ZM162 192H161V193H162ZM250 192H251V191H250ZM255 192H256V191H255ZM71 193H72V192H71ZM73 193H75V192H73ZM94 193H95V192H94ZM106 193H107V192H106ZM121 193H122V192H121ZM164 193H165V192H164ZM166 193H167V192H166ZM225 193H227V192H225ZM229 193H230V192H229ZM246 193H247V192H246ZM246 193H245V194H246ZM109 194H111V193H109ZM142 194H143V193H142ZM243 194H244V193H243ZM249 194H250V193H249ZM42 195H43V194H42ZM78 195H79V194H78ZM81 195H82V194H81ZM111 195H112V194H111ZM127 195H128V194H127ZM136 195H137V194H136ZM224 195H227V194H224ZM224 195H223V196H224ZM231 195H232V194H231ZM236 195H237V194H236ZM251 195H252V193H251ZM72 196H73V195H72ZM98 196H102V195L99 194ZM122 196H123V195H122ZM167 196H168V195H167ZM171 196H172V195H171ZM181 196H183V194H182ZM214 196H215V195H214ZM232 196H233V195H232ZM244 196H246V195H244ZM252 196H253V195H252ZM254 196H255V195H254ZM254 196H253V197H254ZM90 197H91V196H90ZM104 197H105V196H104ZM110 197H111V196H110ZM124 197H125V196H124ZM150 197H151V196H150ZM150 197H149V199H150ZM152 197H153V196H152ZM156 197H158V196H156ZM230 197H231V196H230ZM234 197H235V195H234ZM250 197H251V196H250ZM250 197H249V198H250ZM253 197H252V198H253ZM255 197H256V196H255ZM72 198H73V197H72ZM72 198H71V199H72ZM92 198H93V196H92ZM116 198H117V197H116ZM142 198H143V197H142ZM197 198H198V197H197ZM222 198H223V197H222ZM252 198H251V199H252ZM99 199H103V198H99ZM104 199H105V198H104ZM118 199H119V198H118ZM121 199H122V198H121ZM121 199H120V200H121ZM125 199H126V198H125ZM132 199H133V198H132ZM137 199H138V198H136V200H137ZM174 199H175V197H174ZM194 199H195V198H194ZM210 199H211V198H210ZM235 199H236V197H235ZM253 199H255V198H253ZM257 199H258V197H257ZM111 200H112V198H111ZM133 200H134V199H133ZM140 200H141V199H140ZM160 200H162V199H160ZM185 200H186V199H185ZM208 200H209V199H208ZM228 200H229V198H228ZM246 200H247V199H246ZM249 200H250V199H249ZM258 200H259V199H258ZM260 200H261V199H260ZM260 200H259V201H260ZM73 201H74V199H73ZM81 201H82V199H81ZM105 201H106V200H105ZM109 201H110V200H109ZM130 201H131V200H130ZM152 201H154V200H152ZM197 201H198V200H197ZM216 201H217V200H216ZM223 201H224V200H223ZM230 201H231V200H230ZM242 201H243V200H242ZM101 202H102V201H101ZM150 202H151V201H150ZM158 202H159V201H158ZM165 202H166V201H165ZM173 202H174V201H173ZM177 202H178V201H177ZM177 202H176V203H177ZM201 202H202V201H201ZM224 202H225V201H224ZM238 202H239V201H238ZM77 203H78V202H77ZM141 203H142V202H140L139 204H141ZM146 203H147V202H146ZM212 203H214V202H212ZM212 203H211V204H212ZM246 203H247V202H246ZM69 204H70V203H69ZM71 204H72V203H71ZM74 204H75V203H74ZM84 204H85V203H84ZM87 204H88V203H87ZM122 204H123V203H122ZM166 204H167V202H166ZM166 204H165V205H166ZM179 204H180V203H179ZM181 204H182V203H181ZM202 204H203V203H202ZM208 204H209V202L207 203V205H208ZM226 204H229V203H226ZM226 204H225V205H226ZM231 204H233L232 201H231ZM239 204H240V203H239ZM242 204H243V203H242ZM258 204H259V203H258ZM127 205H128V204H127ZM146 205H147V204H146ZM148 205H149V204H148ZM167 205H168V204H167ZM174 205H175V204H174ZM174 205H173V206H174ZM176 205H177V204H176ZM192 205H193V204H192ZM249 205H250V204H249ZM249 205H248V206H249ZM251 205H252V204H251ZM66 206H67V205H66ZM77 206H78V205H77ZM77 206H76V207H77ZM88 206L90 207L91 205H88ZM128 206H129V205H128ZM149 206H150V205H149ZM168 206H169V205H168ZM178 206H179V205H178ZM183 206H184V204H183ZM187 206H188V205H187ZM196 206H197V205H196ZM196 206H195V207H196ZM201 206H202V205H201ZM229 206H230V205H229ZM254 206H255V205H254ZM254 206H253V207H254ZM91 207H92V206H91ZM121 207H122V206H121ZM135 207H136V206H135ZM169 207H170V206H169ZM175 207H176V206H175ZM175 207H173V208H175ZM179 207H180V206H179ZM185 207H186V206H185ZM185 207H184V208H185ZM198 207H199V206H198ZM204 207H207V206H204ZM226 207H227V206H226ZM235 207H236V206H235ZM246 207H247V206H246ZM246 207H245V208H246ZM251 207H252V206H251ZM251 207H249V208H251ZM253 207H252V208H253ZM258 207H259V205H258ZM263 207H264V206H263ZM263 207H262V208H263ZM69 208H70V207H69ZM69 208H68V209H69ZM72 208H73V206H72ZM72 208H71V209H72ZM74 208H75V207H74ZM79 208H80V207H79ZM82 208H83V206H82ZM92 208H93V207H92ZM126 208H127V207H126ZM144 208H145V207H144ZM162 208H164V207H162ZM214 208H215V207H214ZM260 208H261V206H260ZM83 209H84V208H83ZM129 209H132V207L129 208ZM136 209H137V208H136ZM139 209H140V208H139ZM151 209H152V208H151ZM151 209H150V210H151ZM153 209H154V208H153ZM153 209H152V211H153ZM158 209H159V208H158ZM170 209H171V208H170ZM200 209H201V207H200ZM210 209H212V207H211ZM210 209H209V210H210ZM247 209H248V208H247ZM253 209H254V208H253ZM80 210H81V209H80ZM107 210H108V209H107ZM117 210H118V209H117ZM137 210H138V209H137ZM154 210H156V209H154ZM168 210H169V209H168ZM176 210H177V209H176ZM178 210L180 211V209H178ZM192 210H193V209H192ZM241 210H242V209H241ZM65 211H66V210H65ZM74 211H75V210H74ZM77 211H78V210H77ZM83 211H84V210H83ZM89 211H90V210H89ZM118 211H119V210H118ZM134 211L136 212V210H134ZM138 211H139V210H138ZM144 211H145V210H144ZM156 211H160V210H156ZM183 211H184V210H183ZM202 211H203V210H202ZM204 211H205V210H204ZM245 211H246V210H245ZM260 211H262V210H260ZM68 212H70V211H68ZM111 212H112V211H111ZM116 212H117V211H116ZM139 212H140V211H139ZM139 212H138V213H139ZM145 212H146V211H145ZM160 212H161V211H160ZM170 212H171V210H170ZM176 212H177V211H176ZM187 212H188V210H187ZM187 212H186V213H187ZM191 212H192V211H191ZM191 212H190V213H191ZM200 212H201V211H200ZM216 212H217V211H216ZM242 212H244V210H243ZM246 212L248 213L249 211H246ZM255 212H256V211H255ZM258 212H259V211H258ZM258 212H257V213H258ZM70 213H71V212H70ZM70 213H69V214H70ZM87 213H88V212H87ZM101 213H102V212H101ZM118 213H119V212H118ZM118 213H117V214H118ZM120 213H121V212H120ZM140 213H142V212H140ZM153 213H154V212H153ZM155 213L158 214V212H155ZM161 213H162V212H161ZM168 213H169V212H168ZM172 213H173V212H172ZM177 213H178V212H177ZM190 213H189V214H190ZM209 213H210V212H209ZM249 213H250V212H249ZM261 213H262V212H261ZM66 214H68V213L66 212ZM84 214H86V213H84ZM88 214H89V213H88ZM128 214H129V213H128ZM151 214H152V213H151ZM173 214H174V213H173ZM193 214H194V212H193ZM193 214H192V215H193ZM204 214H205V213H204ZM218 214H219V213H218ZM262 214H263V213H262ZM82 215H83V213H82ZM94 215H95V214H94ZM109 215H110V214H109ZM119 215H120V214H119ZM119 215H118V216H119ZM130 215H131V214H130ZM137 215H138V214H137ZM141 215H142V214H141ZM164 215H165V214H164ZM195 215H196V214H195ZM195 215H194V216H195ZM235 215H236V214H235ZM247 215H248V214H247ZM256 215H257V214H256ZM87 216H88V215H87ZM98 216H99V215H98ZM125 216H126V215H125ZM168 216H169V214H168ZM170 216H173V215L170 214ZM180 216H181V215H180ZM201 216H202V214H201ZM205 216H206V214H205ZM211 216H212V215H211ZM211 216H210V217H211ZM259 216H260V215H259ZM262 216H263V215H262ZM262 216H260V217H262ZM74 217H75V216H74ZM77 217H79V216H77ZM80 217H81V216H80ZM83 217H85V215L82 216L81 218H83ZM96 217H97V216H96ZM99 217H101V216H99ZM110 217H111V216H110ZM113 217H114V216H113ZM120 217H122V216H120ZM150 217H151V216H150ZM161 217H162V216H160V218H161ZM173 217H175V215H174ZM183 217H184V216H183ZM188 217H189V216H188ZM202 217H203V216H202ZM213 217H214V216H213ZM235 217H236V216H235ZM235 217H234V218H235ZM65 218H66V216H65ZM147 218H148V217H147ZM200 218H201V217H200ZM205 218H206V217H205ZM262 218H263V217H262ZM98 219H99V218H98ZM114 219H115V218H114ZM123 219H125V217H124ZM130 219H131V218H130ZM152 219H153V218H152ZM177 219H178V218H177ZM183 219H184V218H183ZM193 219H194V218H193ZM203 219H204V218H203ZM206 219H207V218H206ZM256 219H257V218H255V220H256ZM79 220H81V219H79ZM96 220H97V218H96ZM119 220H120V219H119ZM158 220H159V219H158ZM162 220H163V217H162ZM181 220H182V219H181ZM200 220H202V219H200ZM200 220H199V221H200ZM242 220H243V219H242ZM171 221H172V220H171ZM195 221H196V220H195ZM208 221H209V220H208ZM84 222H85V221H84ZM91 222H92V221H91ZM94 222H95V221H94ZM98 222H99V221H98ZM100 222H101V221H100ZM125 222H126V221H125ZM168 222H169V221H168ZM181 222H182V221H181ZM184 222H186V224L188 223V222L185 221V220H184ZM202 222H203V221H202ZM205 222H206V223H203V224H207V221H205ZM212 222H214V220H213ZM80 223H81V222H80ZM116 223H117V222H116ZM120 223H121V221L119 222V224H120ZM127 223H128V222H127ZM127 223H126V224H127ZM161 223H162V222H161ZM163 223H164V222H163ZM170 223H171V222H169V226H170ZM176 223H177V221H176ZM196 223H197V222H196ZM259 223H261V221H259ZM98 224H99V223H97V225H98ZM136 224H137V223H136ZM172 224H173V223H172ZM174 224H175V223H174ZM184 224H185V223H184ZM192 224H193V223H192ZM200 224H201V223H200ZM203 224H202V225H203ZM235 224H236V223H235ZM237 224H239V223H237ZM242 224H243V223H242ZM246 224H247V223H246ZM5 225L7 226V224H5ZM127 225H128V224H127ZM132 225H134V223H133ZM165 225H166V224H165ZM189 225H190V224H189ZM197 225H198V224H197ZM202 225H201V226H202ZM213 225H214V223H213ZM244 225H245V224H244ZM260 225H261V224H260ZM0 226H1V225H0ZM124 226H125V225H124ZM169 226H168L167 228H169ZM181 226H184V225L181 224ZM191 226H193V225H191ZM201 226H200V227H201ZM219 226H220V225H219ZM225 226H226V225H225ZM256 226H257V225H256ZM258 226H259V224H258ZM258 226H257V227H258ZM3 227H5V226L3 225ZM109 227H110V226H109ZM125 227H126V226H125ZM125 227H124V228H125ZM174 227H175V226H174ZM185 227H186V226H185ZM254 227H255V226H254ZM260 227H261V226H260ZM1 228H2V227H0V229H1ZM87 228H88V226H87ZM111 228H112V227H111ZM117 228H118V226H117ZM124 228H123V229H124ZM126 228H127V227H126ZM214 228H215V227H214ZM247 228H248V230H249V227H248V226H247ZM252 228H253V227H252ZM103 229H104V228H103ZM109 229H110V228H109ZM137 229H138V227H137ZM152 229H153V228H152ZM160 229H161V228H160ZM181 229H182V228H181ZM191 229H192V228H191ZM204 229H205V228H204ZM204 229H202V230H204ZM216 229H217V228H216ZM222 229H223V228H221V230H222ZM2 230H3V228H2ZM128 230H129V229H128ZM131 230H132V229H131ZM131 230H130V231H131ZM135 230H136V229H135ZM170 230H172V229H170ZM170 230H169V231H170ZM184 230H186V229H184ZM200 230H201V229H200ZM212 230H213V228H212ZM263 230H264V229H263ZM263 230H262V232H263ZM0 231H1V230H0ZM17 231H18V230H17ZM121 231H123V230H121ZM124 231H125V230H124ZM136 231H137V230H136ZM138 231H139V230H138ZM182 231H183V230H182ZM188 231H189V229H188ZM195 231H196V233H197V232L199 231V228L197 227V228L195 229ZM222 231H223V230H222ZM222 231H221V232H218V234H217V237H218V238L224 237V235H226L225 232H222ZM243 231H244V230H243ZM258 231H259V229H258ZM102 232H103V231H102ZM127 232H128V231H127ZM174 232H175V231H174ZM177 232H178V230H177ZM184 232H186V231H184ZM213 232H214V231H213ZM216 232H217V231H216ZM245 232H246V231H245ZM3 233H4V232H3ZM6 233H7V231H6ZM163 233H164V232H163ZM168 233H169V232H168ZM179 233H180V232H179ZM200 233H202V232H200ZM227 233H231L230 230H229V232H227ZM249 233H250V232H249ZM8 234H9V233H8ZM10 234H11V233H10ZM10 234H9V235H10ZM18 234H19V232H18ZM126 234H127V233H126ZM209 234H210V233H209ZM214 234H215V233H214ZM231 234H232V233H231ZM244 234H245V233H244ZM246 234H247V233H246ZM262 234L264 235V233H262ZM2 235H3V234H2ZM103 235H104V234H103ZM105 235H107V234L105 233ZM114 235H115V234H114ZM161 235H162V234H161ZM161 235H160V236H161ZM163 235H164V234H163ZM173 235H174V234H173ZM180 235H181V233H180ZM180 235H179V236H180ZM5 236H6V234H5ZM11 236H12V235H11ZM13 236L15 237V235H13ZM18 236H19V235H18ZM18 236H17V237H18ZM45 236H47V234H46ZM50 236L52 237L51 234H50ZM124 236H125V235H124ZM164 236H166V235H164ZM170 236H171V235H170ZM176 236H178V235H176ZM205 236H207V235H205ZM14 237H12V239H13ZM122 237H123V236H122ZM180 237H181V236H180ZM227 237H228V236H227ZM227 237H226V238H227ZM230 237H231V236H230ZM233 237H234V235H233ZM106 238H107V237H106ZM115 238H116V237H115ZM118 238H119V236H118ZM125 238H126V236L124 237V239H125ZM135 238H136V237H135ZM137 238H138V237H137ZM167 238H169V237H167ZM170 238H171V237H170ZM189 238H190V237H189ZM196 238H197V237H196ZM207 238H208V237H207ZM231 238H232V237H231ZM234 238H235V237H234ZM124 239H123V240H124ZM126 239H127V238H126ZM132 239H133V238H132ZM180 239H181V238H180ZM228 239H229V238H228ZM238 239H240V238H238ZM6 240H7V239H6ZM117 240H118V239H117ZM119 240H120V238H119ZM152 240H153V239H152ZM176 240H177V239H176ZM189 240H190V239H189ZM196 240H197V239H196ZM196 240H195V241H196ZM198 240H199V239H198ZM207 240H208V239H207ZM226 240H227V239H226ZM231 240H233V239H230V241H231ZM235 240H236V238H235ZM253 240H254V239H253ZM253 240H252V241H253ZM3 241H4V240H3ZM12 241H13V240H12ZM18 241H19V240H18ZM28 241H29V240H28ZM40 241H41V240H40ZM128 241H129V240H128ZM136 241H137V239H136ZM186 241H187V240H186ZM186 241H185V244H186ZM191 241H192V240H191ZM213 241H214V240H213ZM213 241H212V242H213ZM215 241H216V239H215ZM258 241H259V240H258ZM34 242H35V241H34ZM121 242H122V241H121ZM123 242H124V241H123ZM123 242H122V243H123ZM200 242H201V241H200ZM204 242H205V241H204ZM204 242H203V244H204ZM221 242H222V241H221ZM234 242H235V241H234ZM254 242H255V241H254ZM262 242H263V241H262ZM128 243H129V242H128ZM134 243H135V241H134ZM150 243H151V242H150ZM165 243H166V242H165ZM168 243H169V242H168ZM175 243H176V242H175ZM177 243H178V242H177ZM197 243H198V242H197ZM228 243H229V242H228ZM230 243H231V242H230ZM255 243H256V242H255ZM255 243H254V245H255ZM259 243H260V242H259ZM17 244H18V243H17ZM41 244H42V243H41ZM125 244L127 245V243H125ZM178 244H180V243H178ZM210 244H211V242H210ZM213 244H214V243H213ZM222 244H223V243H222ZM27 245H28V244H27ZM38 245H39V244H38ZM131 245H132V244H131ZM149 245H150V244H149ZM151 245H152V243H151ZM158 245H159V244H158ZM198 245H199V244H198ZM215 245H216V244H215ZM230 245H231V244H230ZM230 245H229V246H230ZM238 245H239V244H238ZM254 245H253V246H254ZM261 245H262V244H261ZM261 245H260V246H261ZM30 246H31V245H30ZM109 246H110V245H109ZM138 246H139V245H138ZM152 246H153V245H152ZM172 246H173V245H172ZM177 246H179V245H177ZM182 246H183V245H182ZM182 246H180V247H182ZM0 247H2V246H0ZM10 247H12V246H10ZM37 247H38V246H37ZM115 247H117V246H115ZM115 247H114V248H115ZM129 247H130V246H129ZM159 247L163 248L161 245H159ZM159 247H158V248H159ZM196 247H197V246H196ZM211 247H212V246H211ZM213 247H214V246H213ZM215 247H216V246H215ZM215 247H214V248H215ZM217 247H218V246H217ZM222 247H223V246H222ZM232 247H233V246H232ZM242 247H243V246H242ZM43 248H44V247H43ZM111 248H112V246H111ZM126 248H128V247H126ZM126 248H125V249H126ZM130 248H132V247H130ZM137 248H138V247H137ZM174 248H175V247H174ZM23 249H24V248H23ZM25 249H26V248H25ZM31 249H32V248H31ZM116 249H117V248H116ZM121 249H122V247H121ZM134 249H135V247H134ZM185 249H186V248H184V250H185ZM188 249H190V248H188ZM208 249H210V248L208 247ZM220 249H221V248H220ZM235 249H236V248H235ZM39 250H40V249H39ZM162 250H163V249H162ZM173 250H175V249H173ZM199 250H200V249H199ZM206 250H207V249H206ZM215 250H216V249H214V251H215ZM218 250H219V249H218ZM255 250H256V248H255ZM122 251H123V250H122ZM127 251H128V249H127ZM138 251H139V250H138ZM147 251H148V250H147ZM147 251H146V252H147ZM175 251H176V250H175ZM180 251H182V250L180 249ZM212 251H213V250H212ZM216 251H217V250H216ZM224 251H225V250H224ZM8 252H9V250H8ZM45 252H46V251H45ZM114 252H115V251H114ZM117 252H118V251H117ZM128 252H129V251H128ZM176 252H177V251H176ZM190 252H191V251H190ZM201 252H202V251H201ZM217 252L220 253V251H217ZM30 253H31V252H30ZM131 253H133V252L131 251ZM136 253H137V252H136ZM147 253H148V252H147ZM187 253H188V251H187ZM196 253H198V252H196ZM208 253H209V252H208ZM210 253H211V252H210ZM222 253H223V252H222ZM241 253H242V252H241ZM23 254H24V253H23ZM27 254H28V253H27ZM137 254H138V253H137ZM137 254H136V255H137ZM177 254H178V253H177ZM177 254H176V257L179 255V254H178V255H177ZM201 254H202V253H201ZM205 254H206V253H205ZM216 254H217V253H216ZM238 254H239V253H238ZM18 255H19V254H18ZM35 255H36V254H35ZM42 255H43V254H42ZM164 255H165V253H164ZM217 255H218V254H217ZM217 255H216V256H217ZM37 256H38V255H37ZM39 256H40V255H39ZM73 256H74V255H73ZM118 256H119V253H118ZM120 256H121V253H120ZM129 256H130V255H129ZM191 256H192V255H191ZM207 256H208V254H207ZM211 256H212V255H211ZM216 256H214V257H216ZM222 256L224 257L223 254H222ZM34 257H36V256H34ZM42 257H43V256H42ZM136 257H137V256H136ZM173 257H174V256H173ZM192 257H193V256H192ZM198 257H199V256H198ZM223 257H222V258H223ZM250 257H251V256H250ZM250 257H249V258H250ZM36 258H37V257H36ZM121 258H122V257H121ZM121 258H120V259H121ZM124 258H125V257H124ZM124 258H123V259H124ZM137 258H138V257H137ZM167 258H169V257H167ZM260 258H261V257H260ZM3 259H4V258H3ZM127 259L129 260V258H127ZM127 259H125V260H127ZM130 259H131V258H130ZM170 259H171V257H170ZM187 259H188V258H187ZM202 259H203V258H202ZM245 259H246V258H245ZM23 260H24V259H23ZM39 260H40V259H39ZM46 260H47V259H46ZM174 260H175V259H174ZM185 260H186V259H185ZM188 260H189V259H188ZM198 260H199V259H198ZM203 260L205 261V259H203ZM215 260H216V258H215ZM29 261H30V260H29ZM47 261H48V260H47ZM129 261H130V260H129ZM135 261H136V259H135ZM186 261H187V260H186ZM191 261H192V260H191ZM195 261H196V260H195ZM206 261H207V260H206ZM246 261H247V260H246ZM257 261H258V260H257ZM262 261H263V260H262ZM262 261H261V262H262ZM5 262H7V261H5ZM26 262H27V261H26ZM26 262H25V263H26ZM37 262H38V261H37ZM37 262H36V264H38ZM40 262H41V261H40ZM43 262H44V261H43ZM153 262H154V261H153ZM167 262H168V261H167ZM216 262H218V261H216ZM216 262H214V263L216 264ZM224 262H225V261H224ZM229 262L231 263L230 260H229ZM232 262H233V261H232ZM244 262H245V261H244ZM247 262H248V261H247ZM28 263H29V262H28ZM73 263H74V262H73ZM126 263H127V262H126ZM188 263H189V262H188ZM8 264H9V263H8ZM176 264H177V263H176ZM186 264H187V263H186ZM201 264H202V263H201ZM211 264H212V263H211ZM222 264H223V263H222ZM249 264H251V262H249ZM260 264H261V263H260Z\"/></svg>",
  "mask_w": 264,
  "mask_h": 264
}]
</instances>
